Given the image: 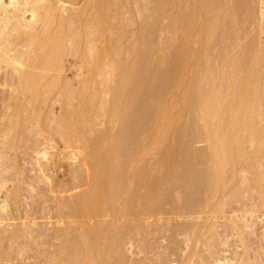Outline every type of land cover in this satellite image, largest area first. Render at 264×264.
Listing matches in <instances>:
<instances>
[{
    "label": "rangeland",
    "instance_id": "1",
    "mask_svg": "<svg viewBox=\"0 0 264 264\" xmlns=\"http://www.w3.org/2000/svg\"><path fill=\"white\" fill-rule=\"evenodd\" d=\"M62 2H65L67 5V7L66 8H69L71 11H69V9H67V10H62L61 11V14L63 13V15H64V17H65V19L67 18L68 19V17L69 18H71V19H68L69 21L71 20V22L70 23H68L67 24V22H69V21H64L66 24L65 25H62V24H60V23H56V21L53 23H51V25H50V30L52 31V35H55L57 32V30H59V29H57V25L56 24H60V25H62V26H64V27H62L64 30H63V33H62V31H60V32H58V33H60V34H64L63 36H61V38H63L62 40H63V42H62V40H61V42H62V45H64L65 44V47H64V51L65 52H61V54L60 55H63L62 53H64L65 55L63 56V58H62V56H60V59H59V61L60 62H62V64H60V62H59V65L57 66V67H59L60 65H62V66H60V70L58 69V68H56V69H58V71L59 72H57L56 73V69H54L53 71H54V73H53V75L56 73V74H58V75H60L61 76V78L62 77H64L63 79H60V80H65V78L66 79H68V81L67 80H65V81H61V84H60V82H59V80L57 79V80H55V78L54 77H52V75H51V77L54 79L53 80V82L54 83H56L55 81H58L59 82V84H58V82H57V86L54 88V92L52 91V93L50 92V89L49 88H47V86L49 85V84H47L46 83V85L47 86H45L44 84H45V82H44V84H42V81H40V83L42 84V85H44L46 88H47V90L49 89V91H47L48 93H51V95L50 94H46L43 90H42V88L44 87V86H41V84H40V87H42V88H38L37 90L40 92V89H41V92L40 93H36L35 91L33 92V94L31 93H27V96L25 97V95L26 94H24V95H20V92H19V95H18V91H17V88L19 89V81L21 80L20 78H19V76H21L20 74H19V72H18V70H14L13 68H9L10 66H7V65H5V63H4V69H2L3 68V62H2V64H0V77H1V80H0V83H2V84H0V168H1V170H0V183L1 184H3L2 186H0V187H2V188H0V208L2 207V205H3V207L4 208H7V209H9L10 210V212L6 209L5 211H4V213H3V210H4V208H3V210L1 211V209H0V223H1V220H2V218H3V220H2V224H0V264H55L56 263V261L60 258V259H62L63 258V260H64V257H65V260H66V258L68 259V257H70V256H74V252H73V250L72 251H70L69 252V247L72 245V247H73V249L75 248L73 245H76L77 243H78V241L82 238H78V235H80V234H76V232L74 231L75 229L74 228H76V227H78L79 228V226L80 227H82L83 226V224L82 225H80L81 223H83V222H79L80 224L78 225V226H75V222L78 224V220L80 221L81 220V218H83L84 216L82 215V216H79L77 213H73V216H72V211H74V209H72V211H71V207H70V203L72 204V202L74 203V201H78L79 200V198L81 197V195L83 194L82 193V191L83 192H89L90 190V188L92 189V187L90 186V184H91V182H93L92 181V179H91V176L93 177V175L92 174H94V175H96L95 173L97 172V170L95 169V171H93L94 170V168H96L95 166H93L94 164H92V162H93V159L91 160V158L93 157L91 154L92 153H90L91 152V148H90V143H92L91 141L89 142H86L85 140H87L86 138H85V136L84 135H86V134H84V135H82V134H79L81 131H80V129L78 130L77 128H74V126L75 125H77V123L76 122H74V121H77V120H75V119H77L78 118V120H79V118H82V116L80 117V115H81V111H83V109H85V107H86V105L88 106L89 104H88V102H91L92 101V97L90 96V99H88L89 98V92H90V90H89V88H91L90 86H92V82H90V77H89V75L87 74L88 73V71H86L87 69V60H83L84 58L85 59H87V57H91L92 55H94V54H92L93 52H95L97 49H99V48H102V45H103V47H105L106 45H108L109 43H111L112 42V40L113 41H115L114 42V44H118L119 45V43L121 42V44H123V45H121V46H124L125 44H126V47H127V41L129 40V42H128V46H130L131 45V47L132 48H129V47H127L126 49H130L129 51L131 52V51H133L135 48H136V50L138 49V51H139V53L137 54V56L141 53V54H143L144 53V56L143 55H141V56H143V57H145V58H147V56H149V54L152 52H150V50H153V49H158V51H159V53H160V51H161V53H162V47H164L165 46V44L168 42V43H171V42H169V41H171L172 39V35H171V32L170 31H168V29H169V26H168V22H170L169 20L167 21L165 18V20L163 19L161 22H159V20L160 19H155L154 20V18L152 17V14H151V12H153L154 13V11H155V9L158 7V6H162V2L163 1H169L168 3H171L172 2V0H103L102 2L104 3L103 5H104V7H103V12L105 11H107V13H106V19L105 20H107L106 21V23H107V25H105L106 27L108 26V28H110L109 30H108V28H106L105 29V31L106 32H104V34L106 35V33H108V35H106V40H107V43H106V40H105V35H104V38L103 37H101V35H99L100 37V39H104L105 40V42H103V40L101 41L100 39H98V40H96L95 38V36H93L94 34H96L97 32H96V29L98 30L99 28H97V26H96V24L97 23H95L97 20H100L101 18V11L100 10H97L96 8H94L95 6H96V4H97V0H61ZM87 1V3H85ZM116 1V2H115ZM119 1V2H118ZM210 1H212V0H210ZM213 1H215V0H213ZM245 1V0H244ZM255 1V0H254ZM259 1H261V0H258L257 2H255V3H259L258 5L256 4V7L257 6H261V7H258V9L257 10H260V12H262V15L261 14H257V10L256 9H252L253 10V13H256V14H254V17H255V20H253L254 19V17H253V21H255L254 23L256 24H252L251 23V25H249V26H252V28H254L253 30H255V32L254 31H252V30H250V32L251 33H253L252 34V36H256L257 38H254V37H252L254 40L255 39H258L259 41L261 40V38H262V33L264 34V32H260V24L263 22V25H264V12L262 11L263 9H264V5H263V8H262V5H261V2H259ZM264 1V0H263ZM4 2L6 3V4H9L11 1L10 0H4ZM91 2H92V4H93V2L95 3L94 5H92L91 4ZM109 2V3H108ZM88 3H90L91 5H89ZM107 3V4H106ZM137 3V4H136ZM185 3V4H184ZM189 3V2H188ZM188 3L187 2H185V0L184 1H182V5H183V8L184 9H187V7H188ZM109 4V5H108ZM138 5V6H136V5ZM264 4V3H263ZM106 5V6H105ZM122 5V6H121ZM74 6V7H73ZM114 6V7H113ZM157 6V7H156ZM161 6H160V8H161ZM168 6H170V5H167L166 7H163L162 9H165V10H163V11H165L166 13H167V10L169 11L171 8H172V6H170V7H168ZM228 6V5H227ZM81 7V8H80ZM83 7H85V8H83ZM108 9H107V8ZM136 7V8H135ZM156 7V8H155ZM137 8H138V10H137ZM155 8V9H154ZM159 8V7H158ZM167 8V9H166ZM181 8H182V6H181ZM254 8H255V4H254ZM260 8V9H259ZM76 9V10H75ZM84 9V10H83ZM96 9V10H95ZM106 9V10H105ZM110 9V10H109ZM173 10H174V12H176L178 9H176V6H175V8L173 7L172 8ZM171 9V10H172ZM262 9V10H261ZM83 10V11H82ZM90 10V11H89ZM93 10H95V11H93ZM153 10V11H152ZM170 10V11H171ZM252 10L250 11V12H252ZM69 11V12H68ZM72 11H74V12H72ZM79 11H80V13H82V14H80L79 13ZM87 11H89L88 13H87ZM94 12L93 14H91L92 12ZM97 11V12H96ZM100 11V12H99ZM255 11V12H254ZM84 12H85V14H84ZM91 12V13H90ZM99 12V13H98ZM102 12V13H103ZM104 12V13H105ZM110 14H109V13ZM140 12V13H139ZM227 12V11H226ZM74 13V14H73ZM78 13V14H77ZM138 13V14H137ZM142 13V14H141ZM221 13H225L224 11L223 12H221ZM113 14V15H112ZM119 14V15H118ZM141 14V15H140ZM252 14V13H251ZM74 17H73V16ZM80 15H83L82 17L80 16ZM93 15H94V18H92L93 17ZM139 15H140V17H139ZM151 15V16H150ZM222 15V14H221ZM247 15H250V14H248V12H247ZM253 15V14H252ZM256 15V16H255ZM261 15V16H260ZM77 16V17H76ZM81 17V20H80V17ZM90 16H92V17H90ZM142 16V17H141ZM73 17V18H72ZM77 18V20L76 19H74V18ZM86 17V18H85ZM107 17H108V19H107ZM111 17H112V19H111ZM144 17V18H143ZM149 17H152V18H149ZM250 17H251V15H250ZM257 17V18H256ZM79 18V19H78ZM84 18V19H83ZM92 19V23H93V20H94V23H93V25H94V29H92L91 27H86V26H92V23H89L90 22V20ZM97 18V20L95 21V19ZM199 18V17H198ZM198 18H197V16H196V18H195V22H197L196 20H198ZM263 18V19H262ZM66 19V20H67ZM74 21H73V20ZM86 19H88V20H86ZM104 19H101V20H104ZM76 20V21H75ZM112 20V21H111ZM153 20V21H152ZM251 20V21H252ZM86 22L87 24H84V22ZM110 21V23H108ZM140 21V22H139ZM141 21H143V23L141 22ZM156 22V21H158V22H156V23H153V22ZM167 21V22H166ZM260 21H261V23H260ZM83 22V23H82ZM98 22V21H97ZM113 22V23H112ZM150 22V23H149ZM198 22H199V20H198ZM197 22V24H199ZM248 22V21H247ZM257 22L259 23L258 25H257ZM62 23H63V21H62ZM246 23V22H245ZM249 23V22H248ZM75 24V25H74ZM77 24H80V25H77ZM91 24V25H90ZM110 26H109V25ZM137 24H139V25H137ZM170 24V23H169ZM250 24V23H249ZM0 25H2V23H0ZM42 25H43V23L41 24V22H40V24H38L37 25V27H39V28H37L36 27V29H40V31L43 33L44 32V30H43V28H44V26H43V28H42ZM56 25V26H55ZM74 25V26H73ZM85 25V26H84ZM142 25H144V26H142ZM155 25H156V27H155ZM229 26H230V24H228ZM246 25L248 26V24L246 23ZM77 26L79 27L80 26V28H77ZM82 26V27H81ZM101 26V25H100ZM104 26V25H103ZM102 26V27H103ZM114 27V29L112 28V27ZM155 28H154V27ZM249 26L248 27H246L245 26V29L248 31V28H249ZM41 27V28H40ZM61 27V26H60ZM67 27V28H66ZM93 27V26H92ZM96 27V28H95ZM141 27H142V29H141ZM144 27V28H143ZM146 27H147V29H146ZM197 27H198V25H197ZM0 28H1V26H0ZM59 28V27H58ZM68 28H69V30H68ZM84 28V29H83ZM139 28V29H138ZM256 28V29H255ZM42 29V30H41ZM49 29V28H48ZM47 29V30H48ZM54 29H56V31L54 30ZM88 30V32L89 33H91V31L93 30V32H92V34L90 35L88 32H87V30ZM91 29V31H89ZM101 29L102 28H100V30L99 31H101ZM112 29V30H111ZM118 29V30H117ZM149 29L151 30V31H149ZM249 29H251V27L249 28ZM1 30V29H0ZM50 30H48L47 32H49ZM77 30V31H76ZM85 30H86V32H85ZM95 30V31H94ZM102 30H104V29H102ZM147 30V31H146ZM152 30H153V33H152ZM40 31L39 30H37L36 31V34H37V36H41L42 34L40 33ZM46 31V30H45ZM50 31V32H51ZM53 31H55V33L53 32ZM107 31H109L110 33H112V34H110L109 32H107ZM141 31V32H140ZM145 31V32H144ZM154 31H156V32H154ZM257 31H259V32H257ZM83 32H85V33H83ZM95 32V33H94ZM148 32V33H147ZM249 32V31H248ZM250 32H249V34H250ZM39 33V34H38ZM101 33H103V32H101ZM122 33V34H121ZM140 35H139V34ZM141 33L143 34V35H141ZM151 33V34H150ZM259 33V34H258ZM12 34H13V36H12ZM11 34V36L9 37V38H11V41H13V43H12V46H10L9 47V49L12 47L14 50L16 49V50H19V51H29L30 49H31V56H32V58L34 57V59L35 58H38V59H40V55L41 54H43V56H45L44 54H47V52L45 51V50H43L44 52H46V53H41V51L39 50V46L36 44L37 42L36 41H38V39L37 40H32L30 43H29V39L27 40L26 39V37H25V35L24 34H20V33H12ZM79 34V35H78ZM89 34V35H88ZM99 34V33H98ZM120 34H121V36H120ZM125 34H126V37H125ZM259 35V37L257 36V35ZM19 35H21V36H19ZM59 34H56V36H58ZM78 35V36H77ZM87 35V36H86ZM102 35V36H103ZM122 35H123V37H125V39L122 37ZM154 35V36H153ZM261 35V36H260ZM16 36V37H15ZM39 36V37H40ZM74 36H75V38H74ZM85 36V37H84ZM98 36V35H97ZM120 36V37H119ZM143 36V37H142ZM249 36V35H248ZM42 37V36H41ZM65 37V38H64ZM71 37V38H70ZM79 39H78V38ZM93 37H94V40L95 41H93V42H91L92 40H93ZM110 37V38H109ZM117 37H118V39H117ZM122 37V38H121ZM169 37H171V38H169ZM18 38H20V39H18ZM85 38V39H84ZM86 38H87V40H86ZM89 38V39H88ZM98 38V37H97ZM121 38V39H120ZM18 39V40H17ZM21 39H24V40H22V42L20 41ZM76 39V40H75ZM123 39H124V41H123ZM133 39V40H132ZM137 39V40H136ZM203 39V38H202ZM243 39V38H242ZM247 39H250V36L247 38ZM66 40V41H65ZM69 40V42H67ZM74 40V41H73ZM81 40V41H80ZM111 40V42H109ZM121 40V41H120ZM165 40H166V42H165ZM167 40H169V41H167ZM174 40V39H173ZM201 40V39H200ZM204 40H207V39H205L204 38ZM204 40H202V41H204ZM264 40V36H263V39L261 40V41H263ZM15 41V42H14ZM17 41V42H16ZM25 41H28V42H25ZM77 41V42H76ZM84 41V42H83ZM87 41V44L86 45H88L87 47H86V45H85V42ZM98 41V42H97ZM117 41L119 42V43H117ZM130 41H131V43H130ZM137 41V42H136ZM208 41V40H207ZM230 41H231V39H230ZM19 42L21 43L20 45H19ZM23 42H25V43H23ZM65 42V43H64ZM80 42V43H79ZM100 42V43H99ZM102 42H103V44H102ZM133 42V43H132ZM135 42H136V44H137V46H138V48H137V46H135L136 44H135ZM199 42V41H198ZM201 42V41H200ZM15 43H16V45H15ZM25 44L24 46H25V48H24V46H23V44ZM33 43V44H32ZM64 43V44H63ZM67 43V44H66ZM70 43H71V45H70ZM93 45H92V44ZM167 43V44H168ZM208 42H206V41H204V43L203 44H207ZM261 43V45L262 46H260V51H261V53H263V51H264V49L262 50V47L264 46V42H263V44H262V42H260ZM26 44L28 45V44H30V45H28V48L26 47ZM112 45H114L113 44V42L111 43ZM110 44V45H111ZM132 44L135 46V48H134V46H132ZM196 45V43H193V48H194V46ZM198 44V43H197ZM209 44V43H208ZM11 45V44H10ZM18 45V46H17ZM22 45V46H21ZM31 45H36V46H34V47H32ZM82 45H84V47L82 46ZM97 45V46H96ZM117 45V46H118ZM119 45V46H120ZM202 44L200 43L199 44V46H201ZM13 46H15V47H13ZM17 46V47H16ZM29 46H31V48L29 47ZM96 46V47H95ZM114 46H116V45H114ZM116 46V47H117ZM118 46V47H119ZM167 46V45H166ZM197 47H198V45H196ZM203 46H205V45H203ZM21 47V48H20ZM24 49H23V48ZM68 47V48H67ZM76 47V48H75ZM83 47V48H82ZM85 47H86V49H85ZM95 48V49H93V48ZM125 47V46H124ZM160 47V48H159ZM11 48V49H12ZM32 48H34V49H32ZM88 48V49H87ZM93 50H92V49ZM97 48V49H96ZM121 47H119V48H117L118 50L120 49ZM142 48V49H141ZM165 48V47H164ZM199 48L202 50V48H204L205 50H206V48L205 47H198V50H199ZM74 49H76V50H74ZM78 49V50H77ZM124 49V48H123ZM124 50L125 52L127 51V50ZM160 49H162V50H160ZM83 50V51H82ZM85 50L87 51V52H85ZM118 50H116V53L113 55V56H117V57H120V56H123V57H120V58H124V57H126L127 56V58H128V56L129 55H127L128 54V51L126 52L127 54L124 56V55H122L123 53H122V49H120V50H122L120 53H122V54H120L119 53V51ZM149 50V51H148ZM194 50H196L197 51V49L195 48ZM38 51H40V52H38ZM69 51V52H68ZM82 51V52H81ZM137 51V52H138ZM154 51V50H153ZM158 51L156 50L155 51V57L156 58H153L152 59V61H157L158 62V58L160 59V55L161 54H159L158 53ZM36 52V53H35ZM129 52V53H130ZM136 52V53H137ZM157 52V53H156ZM200 52H204V50H202V51H200ZM215 51H211V53L213 54ZM11 54H12V52H10ZM41 53V54H40ZM85 54V56H84V54ZM86 53H88V55L86 54ZM131 53H133V55H134V53H135V51L134 52H131ZM130 53V54H131ZM148 55H147V54ZM154 53V52H153ZM205 53V52H204ZM203 53V54H204ZM217 53V54H216ZM118 54H120V56L118 55ZM125 54V53H124ZM147 56H146V55ZM202 54V55H203ZM215 55H218V52H215L214 53ZM213 54V55H214ZM87 55V56H86ZM132 55V56H133ZM136 55V54H135ZM134 55V56H135ZM263 55V54H262ZM42 56V57H43ZM134 56H133V58H134ZM264 56V55H263ZM116 57V59L114 58V60H117V61H119L120 59H118ZM136 57V56H135ZM127 58H124L125 60L127 59ZM131 58V57H130ZM127 59L126 61H128V62H130L131 61V59ZM145 58H143V59H145ZM149 58V57H148ZM196 59V58H195ZM194 59V60H195ZM213 59V58H212ZM62 60V61H61ZM122 60V59H121ZM125 60H124V62H125ZM132 60H136V59H132ZM199 59H197V61H198ZM197 61L195 60V61H193L192 60V62H196L197 63ZM153 62V63H154ZM191 61H190V64L192 63ZM202 62V61H201ZM85 63V64H84ZM155 64H156V62H155ZM198 64V63H197ZM192 65V64H191ZM195 64H193L192 66H194ZM85 66V67H84ZM190 66V65H189ZM197 65H195V67H196ZM199 66L201 67V65L199 64L198 65V68H199ZM13 67V66H12ZM62 67V68H61ZM195 67H190V69L189 68H187L188 70H191V71H193L194 69H195ZM262 67H264L263 65H262ZM193 68V69H192ZM196 69V70H194L193 72H195V71H198V70H200V68L199 69ZM6 69V70H5ZM11 69H13V70H10ZM19 69H22V68H20L19 67ZM24 69V68H23ZM22 69V70H23ZM27 69V68H26ZM25 69V70H26ZM31 69V68H30ZM62 69H64L63 71H62ZM147 69V68H146ZM144 70L146 73L147 72H149V69H147V70ZM262 69V70H261ZM264 68H260L259 70L260 71H264L263 70ZM29 70V69H28ZM32 70H34V73H36V71H35V68L34 69H32ZM37 70V69H36ZM31 71V70H30ZM41 70H39L38 69V73H40L41 74V72H40ZM191 71H189L188 73H187V79H190V78H192V79H190L191 80V82L193 83L195 80V76H194V79H193V76L192 77H188L189 75L188 74H193V72L191 73ZM33 72V71H32ZM50 72V71H49ZM48 72V73H49ZM52 72V71H51ZM62 72V73H61ZM117 72H120V71H117ZM116 72V74H118ZM144 72V74L145 75H150V73H151V71L149 72V73H145ZM10 73V74H9ZM13 73V74H12ZM37 73V74H38ZM44 73V72H43ZM47 73V74H48ZM60 73V74H59ZM122 73V72H121ZM200 73V71H198V74ZM45 74V73H44ZM120 74V73H119ZM195 74H197V72L195 73ZM196 75V78L199 76V75ZM262 74H264V72L262 73ZM261 74V75H262ZM11 75H13V76H11ZM16 75V76H15ZM46 75V74H45ZM49 76H50V73L48 74ZM64 75V76H63ZM144 75V76H145ZM151 75H152V73H151ZM48 76V77H49ZM118 76V75H117ZM122 76H123V74H122ZM263 76V75H262ZM14 77V78H13ZM48 77H46L47 79H48ZM55 77H57L56 75H55ZM59 77V76H58ZM116 77V75H114L113 76V81H114V78ZM17 78V79H16ZM45 78V79H46ZM50 78V77H49ZM60 78V77H59ZM90 78V79H89ZM121 78V77H120ZM148 78V77H147ZM150 78V77H149ZM14 79V80H13ZM45 79H43V81L45 80ZM46 79V80H47ZM51 79V78H50ZM50 79H48V81L50 80ZM115 79H117V78H115ZM162 79V81L160 80V79H158L159 81H157L158 82V84L160 85V88H161V93H162V91H164V89H165V85H166V88H167V84L164 82V81H166L165 79H163V78H161ZM187 79H185L187 82H188V80ZM4 80V81H3ZM45 80V81H46ZM118 80V79H117ZM117 80H115V81H117ZM119 80H121V79H119ZM164 80V81H163ZM190 80H189V82H190ZM192 80H194V81H192ZM2 81V82H1ZM16 81V82H15ZM52 81V79L50 80V82ZM112 81V79L110 80V84H109V86H110V88L112 89V86H113V83L115 82H113ZM153 81H155V80H153ZM153 81H152V84H153ZM162 83H161V82ZM185 81V84H184V88L182 87V88H180V89H182L181 91H185L186 89L185 88H187V86H190V88L192 87V88H194L195 86H194V84H195V82L192 84V85H190L189 83H187ZM6 82V83H5ZM7 82H9L8 84H7ZM66 82H68L69 83V85H68V83H66ZM156 82V81H155ZM156 82V83H157ZM167 82V81H166ZM67 84V85H64V84ZM119 83V82H118ZM120 83H121V81H120ZM165 83V85L163 86V84ZM155 84V83H154ZM156 85L155 84V87L157 86V88L159 89V85ZM186 84H187V86H186ZM189 84V85H188ZM8 85V86H7ZM64 85V86H63ZM85 85V86H84ZM120 85V84H119ZM49 86H51V85H49ZM53 86H55V84H53L51 87H53ZM63 87L62 89L60 88V87ZM65 86L67 87L66 88V90H65ZM114 86H117L116 85V83L114 84ZM114 86H113V88H114ZM194 86V87H193ZM38 87H39V85H38ZM44 87V88H45ZM85 87H86V89H85ZM87 87H89V88H87ZM117 87H119V86H117ZM162 87H164V88H162ZM80 88V89H79ZM85 89V90H87V91H85L84 93L82 92H80V90L81 91H83L82 89ZM120 88V87H119ZM176 88V87H175ZM189 88V87H188ZM187 88V89H188ZM7 89H9V90H7ZM11 89V90H10ZM12 89H13V91H12ZM59 89V91H57ZM117 89V88H116ZM178 87H177V89H174V88H171V92L170 93H173V91L172 90H175V91H178ZM183 89H185V90H183ZM20 90V89H19ZM52 90V89H51ZM70 90V91H69ZM89 90V91H88ZM102 90H103V88H102ZM189 90H191V89H189ZM12 91V92H11ZM16 91V92H15ZM42 91H43V93H44V96H43V94H42ZM61 91V92H60ZM64 91V92H63ZM77 93H76V92ZM101 91V90H100ZM99 91V93H97V100L94 98V102L96 103V107H95V105L94 106H92L93 104H95V103H93L91 106H90V109H91V107L93 108H95V109H93V113H92V116H96L94 119L95 120H93V117H92V120L93 121H96V122H94V124L95 123H97L96 125H95V127H94V132L96 133H94V135L90 132V134L91 135H93L94 136V138H93V136L91 137V135L90 134H88V137L91 139H97L96 137V135H101L100 137V140H99V142L100 143H98V145L97 146H99V144H101L100 146H99V148L101 149V147H102V149H110V147L114 144V143H116V144H114V146L115 145H117V143L119 142V145H117V149H119L117 152L118 153H116V156H117V154H118V161H119V166L118 167H121V169H122V166H126V161H129V159H127V158H130V156H132V152L135 150L134 149V147L136 148V144L135 143H138V140L140 139V138H142V139H140V140H144L145 138H146V141L147 142H145L144 141V145H145V143H146V146L148 145V141L149 140H151V139H149L150 138V134L149 135H147V136H149V137H147V136H145V134H148L147 132H148V130H149V122L150 121H152L153 120V118H152V120H150V117L152 116L153 117V113H154V110H153V108L150 106V107H148L147 105H150V104H152V103H149L150 101H148V98H147V96H145L146 98H145V100L147 101V103H149V104H146V102L143 100V103L144 104H146V106L145 107H147L144 111H143V114H142V116H144L145 118V120H144V122L146 123V120L148 121L149 120V122L146 124V126H148V127H144V124H143V126L142 127H144V128H148V130H144V129H141L140 128V126H139V129L137 128L138 127V121L140 120H143V119H140V118H143L142 116L141 117H138V115L139 114H137V116L135 117H129L130 119H131V121L130 120H128L127 118H126V121L124 122V120H122V123H125V126L126 127H124V126H121V127H123L122 129H121V127H120V125H122V123L121 124H118V123H120L121 122V118L119 119L120 120V122H118L117 123V121L116 120H118V119H116L114 122H116L115 124H114V122L112 123V121L114 120L113 118H111L112 116H109V119L110 120H112V121H110L109 119H107V117H106V115H104V113H106V111L107 110H105V112H104V108L106 107H108V110L109 109H111V107L113 106V104H116V101L118 100V102H122V101H119V99L117 98V97H119V96H116V101H115V103H113V102H111V97L109 96L110 94H106V93H104V92H100ZM174 91V94H172V96L177 100V99H179V98H181V96H182V94H183V92H181L180 90H179V92H178V94H177V92H175ZM56 92H57V95H56ZM69 92V93H68ZM73 94V95H71V93ZM74 92V93H73ZM158 92L160 93V91L158 90ZM80 93V94H79ZM87 93V94H86ZM160 93V94H161ZM165 93V92H164ZM176 93V94H175ZM42 94V95H41ZM103 94V95H102ZM163 94V93H162ZM169 94V93H168ZM167 93H166V96L164 97V98H166V97H170V98H172V99H174L173 97H171L170 95H168ZM69 95V96H68ZM76 95H77V97H76ZM84 95V96H83ZM124 95H126V94H124ZM128 95V94H127ZM165 95V94H164ZM17 96H18V98H17ZM23 96V97H22ZM38 96H40V97H38ZM109 96V97H108ZM112 96V95H111ZM113 96H115V94H113ZM263 96V95H262ZM20 97V98H19ZM30 97V98H29ZM37 97H38V99H37ZM47 97H48V99H47ZM81 97H82V100H81ZM84 97V98H83ZM100 97V98H99ZM121 97V96H120ZM127 97V96H126ZM190 97H191V95H190ZM189 97V98H190ZM26 98H29V99H26ZM43 98V99H42ZM73 98V99H72ZM113 98V97H112ZM122 98H123V100L124 99H126V98H124V96L123 97H121V100H122ZM163 98V99H164ZM193 98H195V96L193 95ZM37 99V100H36ZM115 98H113V100H114ZM144 99V98H143ZM168 99V98H167ZM262 99V98H261ZM85 100V101H84ZM87 100V101H86ZM103 103V104H107V106H105L104 105V107L102 108V107H100V109H97V104L98 105H100L101 104V102ZM112 100V101H113ZM149 100H153V99H150V97H149ZM175 100V101H176ZM190 100H193L192 98L190 99ZM263 100H264V97H263ZM111 103H110V102ZM135 101H137V104H138V102H140L139 101V98H138V100H135ZM163 101H165V102H168V101H166V99L165 100H162V102L161 103H164L165 104V102H163ZM169 101L170 102H173V100H170L169 99ZM175 101L172 103V104H175ZM197 101V100H196ZM16 104H15V103ZM37 102V103H36ZM99 102V103H98ZM169 102V105H172L171 103ZM178 102V101H177ZM190 102V101H189ZM193 102H195V101H193ZM43 103V105H41ZM46 103V104H45ZM67 103V104H66ZM87 103V104H86ZM92 103V102H91ZM197 102H195V103H193L194 105L196 104ZM264 103V102H263ZM30 104V105H29ZM52 104V105H51ZM81 104V105H80ZM84 104V105H83ZM110 104H111V106H110ZM119 104V103H118ZM117 104V107L119 106ZM122 104V103H121ZM133 104V103H132ZM136 103H134L133 105H131V106H133V107H136V106H134ZM191 104H192V102H191ZM190 104V105H191ZM198 104V103H197ZM196 104V105H197ZM20 105V106H19ZM39 105H40V107H39ZM51 105V106H50ZM68 105V106H67ZM163 105V104H162ZM168 105V103H167V106H169ZM178 106H176V104L174 105V107H173V109H175V110H171L170 108H172V106L169 108L170 110L169 111H172L173 113H171L169 116L172 118L173 117V120L174 121H171V122H173V123H175L176 122V124L175 125H177V128H176V126H174L173 124H172V126L171 127H175L174 128V130L176 131L174 134H176V135H174L173 133H172V131H174V130H171V132H170V130L168 131L169 132V134L170 133H172V134H170V136L172 135L173 137H175L174 139H176V136L178 137L179 135H181L180 137H182L185 141L187 140L186 139V136H188V135H190L189 136V139H190V137L192 136L193 137V139H194V137L195 136H193V134L195 135V133H196V137H195V139L197 138V132L198 133H200L199 132V130H196V128H198V126H196V127H194V125H199L200 126V123L198 124V122L200 121V122H202V120H200V113L199 114H197V111H192L191 110V108H193V110H195L196 108H197V106H196V108L195 107H192V106H188L189 104H187V107H186V105H185V107H186V109L187 108H190V110H191V112H194L195 114H193V115H191L190 114V111L188 110V112H185V110H182V108H180V105L179 104H177ZM26 106V107H25ZM102 106V105H101ZM165 106H166V104H165ZM181 106H183V105H181ZM5 107V108H4ZM20 107V108H19ZM60 107V108H59ZM98 107V108H99ZM114 107V106H113ZM121 107V106H120ZM176 107H177V109H176ZM184 107V106H183ZM184 107V108H185ZM23 108V109H22ZM27 108V109H26ZM33 108V109H32ZM81 108H82V110H81ZM89 108V107H88ZM149 108H150V110H149ZM152 108V109H151ZM165 108V107H164ZM167 109H168V107H166ZM195 108V109H194ZM5 109V110H4ZM19 109V110H18ZM30 109V110H29ZM40 109V110H39ZM50 109V110H49ZM53 109V110H52ZM81 111H80V110ZM167 109H165V110H167ZM198 109V108H197ZM196 109V110H197ZM24 111V114H22L23 113V111ZM32 110V111H31ZM63 110V111H62ZM98 110V111H97ZM100 110L103 112V113H101L100 112ZM153 110V111H152ZM17 111H19V112H17ZM22 111V112H21ZM36 111V112H35ZM38 111V112H37ZM80 111V112H79ZM94 111H95V114H94ZM146 111V112H145ZM151 111V112H150ZM181 111V112H180ZM183 111V112H182ZM21 112V113H20ZM31 112V113H30ZM58 112H59V114H58ZM91 112H92V109H91ZM148 112V113H147ZM3 113V114H2ZM26 113V114H25ZM78 113V114H77ZM79 113H80V115H79ZM151 113V114H150ZM175 113V114H174ZM188 113H189V115H188ZM20 114H21V116H20ZM40 114V115H39ZM99 114V115H98ZM184 115V118H183V115ZM18 115V116H17ZM25 115V116H24ZM59 115V116H58ZM64 115V116H63ZM72 115V116H71ZM79 115V117H77V116ZM151 115V116H150ZM174 115V116H173ZM194 115H198V117H199V121L198 122H196L197 120H198V117L197 118H195L194 120H196V121H194L192 118H191V116L192 117H194ZM13 116H14V118H13ZM17 116V117H16ZM58 116V117H57ZM71 116V117H70ZM155 116V115H154ZM4 117V118H3ZM23 118V119H21V118ZM39 117V118H38ZM60 117V118H59ZM63 117V118H62ZM77 117V118H76ZM105 117V118H104ZM169 117V118H170ZM2 118V119H1ZM72 118H74V119H72ZM115 118V117H114ZM116 118H119V117H116ZM171 118L169 119V120H171ZM65 119V120H64ZM69 119H70V121H69ZM138 119V120H137ZM182 119V120H181ZM188 119V120H187ZM22 120H24L23 122H22ZM64 120V121H63ZM74 120V121H73ZM118 120V121H119ZM181 120V121H180ZM185 120V121H184ZM264 120V119H263ZM262 120V122H261V120H260V122L263 124V121ZM3 121V122H2ZM36 122V124H35V122ZM66 121V122H65ZM107 121V122H106ZM128 121V122H127ZM19 122V123H18ZM62 122H65V123H68V125H69V127L71 126V128H74V130H76L75 132H74V135H73V138H72V136L70 135V134H67L69 131H68V129L67 128H65L64 127V125L62 124V126H61V124L60 123H62ZM111 123V126H110V123ZM142 122H140V125H141V123ZM179 122V123H178ZM186 122V123H185ZM189 124H188V123ZM11 123V124H10ZM76 123V124H75ZM126 123L128 124V125H126ZM13 124V125H12ZM20 124V125H19ZM39 124V125H38ZM73 124H74V126H73ZM114 124V125H113ZM150 124H151V122H150ZM262 124H261V126H262ZM60 125V126H59ZM80 124H78V126H79ZM129 125H130V127H129ZM186 125V126H185ZM26 126V127H25ZM27 126H29V127H27ZM31 126V127H30ZM58 126V127H57ZM80 126H82L83 127V125H80ZM79 126V127H80ZM133 126V127H132ZM136 126V127H135ZM193 127V128H195V129H193L192 128V131L191 130H189L191 127ZM34 127V128H33ZM61 127V128H60ZM76 127V126H75ZM113 127V128H112ZM129 129H128V128ZM188 127H190L189 129H188ZM201 127H202V123H201ZM201 127L199 128V129H201ZM262 127H264V125L262 126ZM28 128V129H27ZM40 130H39V129ZM60 128V129H59ZM62 128L64 129V130H62ZM127 128V129H126ZM133 128V129H132ZM135 128V129H134ZM30 129V130H29ZM111 129V130H110ZM121 129V130H120ZM126 129V130H125ZM132 129V130H131ZM140 129H141V131H140ZM173 129V128H172ZM182 129V130H181ZM264 129V128H263ZM38 130V131H37ZM67 132H66V131ZM77 130L78 131H80V132H77ZM97 130V131H96ZM113 130V131H112ZM124 130H125V133H124ZM133 131V130H135V131H133V132H130V131ZM138 130L141 132H138ZM184 130V131H183ZM202 130V129H201ZM41 131V132H40ZM65 131V132H64ZM88 131V130H87ZM87 131H86V133H87ZM99 131V132H98ZM106 131H108V132H106ZM137 131V132H136ZM181 131V133L179 134V132ZM187 131V132H186ZM194 131V132H193ZM196 131V132H195ZM22 132V133H21ZM38 132V133H37ZM77 132V133H76ZM135 132V133H134ZM188 132L190 133V134H188ZM263 132V131H262ZM46 133V134H45ZM66 133V134H65ZM70 133V132H69ZM82 133V132H81ZM98 133H100V134H98ZM107 133V134H106ZM129 133V134H128ZM134 133V134H133ZM137 133H138V135H137ZM144 133V136H142V134ZM184 134V137L182 136L183 134ZM264 133V132H263ZM40 134V135H39ZM118 134H120L121 135V138H119L118 137ZM133 134V135H132ZM140 134V135H139ZM168 134V135H169ZM192 134V135H191ZM90 135V136H89ZM115 135V136H114ZM119 135V136H120ZM124 135V136H123ZM131 137H130V136ZM135 135V136H134ZM136 135H137V137H136ZM153 135V134H152ZM200 136H198V141H197V139H196V141H195V139L193 140L192 139V137H191V140H192V142L194 141V144L192 145V147L194 148V150L196 149V151L197 152H199V151H203L205 148L207 149L208 147H206V144L207 143H205V141H203V138H201L202 136H201V134H199ZM42 136V137H41ZM68 136V137H67ZM71 136V137H70ZM139 136H141L140 138H139ZM169 136V137H170ZM172 136H171V138H172ZM44 137V138H43ZM66 137V138H65ZM70 137V138H69ZM86 137H87V135H86ZM129 137V138H128ZM153 137V136H152ZM151 137V138H152ZM169 137H167V138H169ZM69 140H68V139ZM112 138H114V139H112ZM123 138V139H122ZM136 140H135V139ZM144 138V139H143ZM154 138H156V136L155 137H153L152 138V140L154 139ZM162 138V137H161ZM171 138H170V140H171ZM182 138H179V139H181L179 142H183L184 140L182 139ZM188 138V137H187ZM67 139V140H66ZM98 139H99V137H98ZM110 139H112V140H110ZM117 139H119L118 141H117ZM128 139V140H127ZM133 139H134V141H133ZM149 139V140H148ZM178 139V138H177ZM249 139V141L251 140L250 138H248ZM248 139H247V141H248ZM264 139V138H263ZM77 140V141H76ZM124 140V142L122 143V141ZM139 140V141H140ZM156 140V142H158V141H160L159 140V138L158 139H155ZM163 140H166V139H162L161 141H160V145H158L157 143L155 144L154 143V146L155 145H158V146H156V147H158V148H154V150H152V147H150L152 144H153V142H151L150 141V143H151V145H148L147 147H150V148H148V150H149V152H148V150H147V152H146V150H145V152L144 153H147L146 154V160L144 159V157H145V155H144V153H143V155H144V157H143V159H144V161H145V163L144 164H146V166H149V168L147 167V170L149 171V174H150V176L152 177L153 176V178H156V180H154L153 181V178H152V180L151 181H153V183H154V187H152V189L151 190H147L146 189V187H144V185H142V184H135V193H137L139 196H143V200H144V198H146L147 197V199H148V197L149 196H151L150 198H152V200H155L156 201V203L155 204H153L152 205V214H151V216L150 215H146V216H140V214H142V213H146L147 212V207L150 205L149 204V202H147V200H146V202L148 203H146L145 202V200H144V202L141 200V202H143L144 204H147V205H145V207L144 208H142V203L140 204V201L138 202V203H135L136 202V199H135V201H133L134 203H135V206L136 205H138L137 206V208H136V210H137V212H139V213H136L135 215H134V213H131L132 215H130V216H128L127 214H129V212H127V211H125V212H122V214H119L121 211H123L122 209L123 208H125V205H123L122 204V202H121V205H119L120 203H118V201H120V198H118L119 200L118 201H116L115 203H116V205L118 204L119 205V208H118V206H116L115 204L113 205L112 204V206H115V207H112V208H116L115 209V211L113 212L112 210L111 211H109L110 212V214H109V212L107 211V213L109 214V216L106 214V211H103V213L105 214V215H107V216H103L104 214L102 213V211H101V214L98 216V214L97 215H95L94 216V214H93V218L94 219H92L90 216H92V215H89V218H87L88 217V215L86 216V218L87 219H89L87 222H89L88 223V226H92L93 227V225L94 224H96L95 225V227H93V230H95L96 228L97 229H100L101 227H103V226H101L100 224H102V225H107V223H108V227L107 226H105V228L107 227V228H109V226L111 225V224H113V223H115L116 225L118 224V225H120V226H118L117 227V229H116V231L118 232V233H120V235H121V232H122V228L123 227H125V226H127V228H128V225H131L132 227L130 228L131 229V232L130 233H128L129 234V236L131 237V239H130V237L128 236V238L130 239V240H127V241H122L123 243L125 242V245L124 244H122V242H121V240L119 241L120 243H121V245H123V247L124 248H122V246H120L122 249H124V251H122V253L123 252H125V253H123V254H125L124 255V262L125 261H127V262H125V263H123V264H171V262L170 261H172V262H174V263H172V264H184L185 263V261H188L189 259H186V260H184L188 255L186 254V253H188L189 254V256L187 257V258H189V257H191V254H192V256H195L196 254H198V255H196V257L198 256V258H194L193 260L191 259L190 261H192V262H190V263H193L194 262V264H202V262H203V260H202V262H200L201 261V255H203V257H202V259H204V258H207L206 260H207V262H206V264H223V263H221V262H218V258L219 259H221V261H224V262H226L227 260H229V261H231V264H264V195H262V194H259V192L260 191H263V188H261L262 190H260V187L264 184V158L262 157V153H263V149H264V147H262L263 149V151L260 149V145H261V141L259 140V143H260V145L258 146L259 147V149L261 150V154H257V151L256 152H254V153H256V155L259 157L260 155H261V158L258 160V162H260V163H258L256 160V162H257V164H256V167L257 168H259L258 170H256L257 168L254 166L255 164H253V167H255V171H258V173L257 172H254V168H253V170H251V165H252V160H254L255 158H253L254 156L256 157V155L254 154V156H251V154H250V152H252L253 150L255 151V149H251L250 150V152L248 153V154H250V156L252 157V160H251V157L250 156H247L248 158H247V160L246 161H243V162H239V163H245V162H247L248 160H249V162H247V165H248V163H249V167H246V168H244L245 166H244V164H243V168L239 165V163L238 164H236L235 162V164L236 165H238L237 167L238 168H240V170L241 169H243L244 171H246L245 169H250V171L251 172H253V174L254 173H256V176H257V174L259 175L260 174V177L259 178H262V180H260V181H262L260 184H259V188L256 186V184H258V181H257V178H258V176L256 177V181L255 182H253V180H255V174L253 175V177H252V173L251 172H249V173H251V176L249 175V173H248V171L247 172H243V170H241L243 173H242V175L240 176V178H238L237 176H235V175H240L239 174V172L238 171H235L234 172V174H233V168L235 169V168H237L236 166H235V164H233L234 166H231L232 164H230L229 166L230 167H227V169H225L224 171H226V170H230L232 167V173L231 172H228L229 174H230V176L231 175H233V179L235 180V178H234V176L236 177V182H235V184H234V182H232L231 183V180H232V178H228V177H230L229 176V174H227L226 172H224V175H223V178L222 179H230V180H227V181H225V179L223 180V183L225 184V185H223L224 187H225V189H226V187L228 188V186H229V190L231 191V189H232V198H231V196H230V198H227V197H229L228 196V194L226 193V195L227 196H224L223 195V193H225V189H224V187L223 188H220V189H222L221 191L223 192H221L222 194H220V193H218L219 194V196L221 195V198L223 197V198H225L226 197V199H225V201L227 202V205H226V207H225V210L224 209H222L221 207L223 206L224 207V203L222 204V205H220V203H217L219 200H220V202L222 203L224 200H221V198H219L218 199V201L216 202V200H215V202L217 203V204H219V209H220V211H221V215H219V213L220 212H217V214H215L214 212H216V211H218V210H216V211H214L215 210V208L213 207L212 209L213 210H208V211H210V212H204V211H202V212H204V213H210L209 214V216L207 215L206 216V214H203V213H201L202 215H203V218H202V215L200 214L199 215V213L197 214L195 211H196V208H197V211H199L200 210V207L201 206H199V209H198V205H202L203 204V202L201 203H199V201H202V192H203V190H201L200 188L202 187V189H203V185L204 184H201L202 182L203 183H205L204 181H206V179H207V175H206V172L205 171H208V166H210L211 167V163H210V160L209 159H207V161H205V163H201V162H204L203 160H205V159H201V158H197L196 160H193V162L192 163H196V165H195V163H194V165L193 166H191L190 167V165L189 164H187V165H189V166H187L186 165V162H187V160H185L184 161V159H183V162L184 163H182V160H181V155H180V151H178V148H182V150L183 149H185L184 151L186 152V151H190V150H188L187 149V147L188 146H184L185 144V142H183V146L184 147H182V146H180L179 147V144L180 145H182L181 143H177L178 142V140H176V144H178V146L176 147V148H174V150H172L174 153L176 152V151H178V152H176V154L178 155V156H180V157H178L179 159L177 160V158L175 159V158H172L173 160H168L167 161V158L170 156V157H172L171 155H168V157L166 158V159H164L163 158V156L166 154H164L163 152H165V150L164 149H166L167 147H171L172 149H173V147L172 146H169V143H170V145L172 144V142L174 141L173 140V138H172V140L173 141H171V142H166V143H168V146H166L167 144L166 143H163L164 141ZM169 140V139H168ZM167 140V141H168ZM169 140V141H170ZM262 140V139H261ZM72 141V142H71ZM76 141V142H75ZM112 141V142H111ZM115 141V142H114ZM189 141V140H188ZM258 141V140H257ZM110 142V143H109ZM187 142V141H186ZM203 142V143H202ZM251 142V141H250ZM249 142V143H250ZM263 143H264V141H262ZM107 143H108V145H107ZM191 143V141L189 142V144ZM247 144H248V142H246ZM246 143H245V146H246ZM255 143H257V142H255ZM71 144V145H70ZM89 144V145H88ZM122 145V148H121V145ZM176 144L175 143H173L172 145H175L176 146ZM186 144H188V143H186ZM135 145V146H134ZM252 145H253V148H254V145H256V144H253L252 143ZM263 146H264V144H262ZM50 146V147H49ZM93 146H94V144H93ZM105 148H104V147ZM118 146H120V148L118 147ZM126 146V147H125ZM131 146H133L132 148H131ZM146 146H145V148L144 149H147L146 148ZM153 146V145H152ZM190 146V145H189ZM109 147V148H108ZM128 147V149H126ZM161 147V148H160ZM191 147V146H190ZM250 147H252L251 145L249 146V148H248V146L247 147H245L246 149L248 148V149H250ZM258 147L256 146L255 148H257L256 150H258ZM93 148H95V147H93ZM67 149V150H66ZM112 149V148H111ZM133 150L132 152H131V150ZM191 150H193L192 148H190ZM205 149V150H206ZM125 150V151H124ZM128 150L130 151V153L128 152ZM164 150V151H163ZM179 150H181V149H179ZM3 151V152H2ZM68 151V152H67ZM171 151V150H170ZM170 151H168V149L166 150V152H170ZM246 151H249V150H246ZM185 152H183L182 154H184L185 155ZM2 153V154H1ZM63 153V154H62ZM71 153V155H69ZM123 153V154H122ZM172 153V152H171ZM179 153V154H178ZM120 154V155H119ZM127 154V155H126ZM168 154V153H167ZM167 154L165 155V156H167ZM170 154V153H169ZM175 154V155H176ZM189 154V153H188ZM188 154H187V152H186V156H187V159H188ZM49 155V156H48ZM67 155V156H66ZM74 155V156H73ZM76 155V156H75ZM112 155H114V154H112ZM124 155H126L125 156V158H124ZM163 155V156H162ZM176 155V156H177ZM263 155H264V153H263ZM111 156V155H110ZM115 156V157H116ZM119 156H120V158H119ZM121 156L123 157V158H121ZM176 156H174V157H176ZM4 157H6V158H4ZM91 157V158H90ZM114 157V156H113ZM112 157V158H113ZM114 157V158H115ZM182 157H183V155H182ZM258 157H257V159H258ZM2 158V159H1ZM48 158V159H47ZM262 158H263V160H262ZM5 159V160H4ZM76 159V160H75ZM79 159V160H78ZM116 159H117V157H116ZM122 159H124L123 161H122ZM127 159V160H126ZM159 159H161V160H159ZM168 159H171V158H168ZM185 159H186V157H185ZM199 159H201L202 161H200ZM245 159V158H244ZM244 159H242V160H244ZM40 160V161H39ZM126 160V161H125ZM163 160V161H162ZM164 160H166L170 165H172V168H169V167H171L170 165L168 166V163L166 164L165 162L166 161H164ZM177 160V161H176ZM179 160H181V161H179ZM191 160V159H190ZM262 160V161H261ZM39 161V162H38ZM47 161V162H46ZM76 161V162H75ZM79 161V162H78ZM159 161V162H158ZM162 163H161V162ZM175 161V162H174ZM197 161V162H196ZM200 163H199V162ZM255 161H253V163H256ZM122 162V163H121ZM178 162V163H177ZM210 163V164H206V163ZM238 162V161H237ZM39 163H40V166H39ZM94 163V162H93ZM166 165H165V164ZM176 163V164H175ZM261 163H263V164H261ZM127 164H128V162H127ZM155 164H156V166H155ZM160 166H159V165ZM163 164V165H162ZM246 164V163H245ZM261 164V165H260ZM158 165V166H157ZM208 165V166H207ZM246 165V166H247ZM165 166V167H164ZM123 167V168H124ZM128 167V166H127ZM208 167V168H207ZM42 168V169H41ZM157 168V169H156ZM167 168V169H166ZM212 168H213V164H212ZM119 170H120V168H118ZM127 169V168H126ZM164 169V170H163ZM169 169H171V170H169ZM173 169V170H172ZM209 169H211V168H209ZM262 170V171H261ZM45 171V172H44ZM72 172V174H71V172ZM92 171H93V173H92ZM156 171V172H155ZM178 171V172H177ZM231 171V170H230ZM95 172V173H94ZM236 172H238V173H236ZM154 173V174H153ZM245 173L247 174L248 173V175H245ZM46 174H47V176H46ZM173 174H175V175H173ZM194 174V175H193ZM226 174V175H225ZM53 175V176H52ZM72 175V176H71ZM179 175V176H178ZM185 175V176H184ZM193 175V176H192ZM243 175H245V177L243 176ZM261 175H263V176H261ZM44 176V177H43ZM76 176V177H75ZM169 176V177H168ZM201 176V177H200ZM228 176V177H227ZM43 177V178H42ZM50 178V179H48V178ZM79 177V178H78ZM95 177V176H94ZM150 177V178H151ZM188 177H191L192 178V180L193 181H191V179L189 178L188 179ZM195 177V178H194ZM227 177V178H226ZM47 178V179H46ZM88 178H89V180H88ZM202 178H203V180H202ZM252 178V179H251ZM254 178V179H253ZM91 179V180H90ZM96 178H94V180H95ZM195 179H197V180H195ZM199 179V180H198ZM240 179L241 181H243L244 182V184H243V182H242V184H240L239 185V182L237 183V181ZM243 179V180H242ZM234 180H232V181H234ZM245 180H247V181H245ZM250 180H252V181H250ZM75 181V182H74ZM82 181V182H81ZM88 181H90V182H88ZM96 181V180H95ZM95 181H94V183H95ZM183 181H185V183L188 181V183L187 184H185ZM240 181V182H241ZM249 181V182H248ZM86 182V183H85ZM157 182V183H156ZM182 182V183H181ZM195 182V183H194ZM199 182V183H198ZM257 182V183H256ZM62 183V184H61ZM175 183H177V184H175ZM181 184V187L179 186L180 184ZM190 183H192L191 185H190ZM236 183H237V188H238V190H236V189H233L234 188V186H233V184L236 186ZM249 183V184H248ZM252 183H255L254 185L252 184ZM6 184V185H5ZM60 184V185H59ZM81 184V185H80ZM126 184H127V186H126ZM125 184V186H121L120 188H119V190L120 191H122V192H119V194L120 193H122V195L120 194L118 197H120L121 196V199L122 198H124V199H122L123 200V203H130V200L133 198L132 196V192H130L129 191V193L127 192L128 191V189H130V188H128V183H126ZM182 184L184 185H190L191 186V189L193 190H189V189H187L186 188V186L185 187H183L182 186ZM193 184H194V186H193ZM75 185V186H74ZM89 185V186H88ZM91 185H93V184H91ZM175 185H176V187H175ZM244 185V186H243ZM254 187H253V186ZM88 186V187H87ZM201 186V187H200ZM232 186V188L230 189V187ZM64 187H66V188H64ZM78 187H80V188H78ZM90 187V188H89ZM133 187V186H132ZM175 187V188H174ZM262 187H264V186H262ZM59 188V189H58ZM86 188V189H85ZM89 188V189H88ZM182 189L181 190V192H179L180 190H178V189ZM183 188H186V189H183ZM252 188V189H251ZM255 188H258L257 189V191L258 192H256V190H253V189H255ZM2 189V190H1ZM75 189V190H74ZM82 189V190H81ZM83 189H85V190H83ZM127 189V190H126ZM132 190L134 189V188H131ZM174 189H176V192H175V190ZM66 190V191H65ZM81 191V192H79V191ZM185 190L188 192V191H190V193L189 194H191L192 195V193H194L197 197H195V195L193 194L192 195V197H191V195H190V198L188 197V195H186L187 193L185 192ZM196 190V191H195ZM229 190H227L226 189V192L228 191V193H231V192H229ZM4 191V192H3ZM13 191H15V192H13ZM64 191V192H63ZM71 191V192H70ZM76 191H77V195H76ZM124 191H126V192H124ZM15 194V198L13 197L14 195H13V193ZM177 192H179V193H177ZM220 192V191H219ZM241 192H242V194H241ZM10 193H12V196H11V194ZM80 193H81V195H80ZM125 193V194H124ZM130 193H131V196H130ZM134 193V194H135ZM177 193V194H176ZM181 193V195L183 194V196L182 197H179L180 194ZM186 193V194H185ZM234 193V194H233ZM260 193H264V192H260ZM74 194V195H73ZM85 195H86V193H84ZM67 195V196H66ZM72 195V196H71ZM107 195V194H106ZM105 195V196H106ZM125 195V196H124ZM127 195V196H126ZM149 195V196H148ZM179 195V196H178ZM198 195H200V197L198 196ZM238 195V196H237ZM6 196V197H5ZM8 196V197H7ZM62 196V197H61ZM75 196V197H74ZM80 196V197H79ZM108 196V195H107ZM106 196V200L103 198V201H104V203H108V198L109 197H107ZM142 196H141V198H142ZM263 196V197H262ZM70 197V198H69ZM79 197V198H78ZM188 197V198H187ZM7 198V199H6ZM70 200H69V199ZM177 199V200H179L180 198H183L182 200H181V204L182 203H184L183 205L185 206V205H189V207H191L190 205H192V202H193V205H192V207H194V209L192 210L194 213H196V215H193V212H191V210H190V212L187 210V212L186 213H183V214H187L188 212V214L189 215H184L183 216V218L181 219V216H177L176 215V213H175V215L177 216H175L174 215V212H176V210L174 211L173 209L175 208V206H173V204L174 205H176V206H178L177 204L178 203H180V201H176V200H174V199ZM111 200H112V198H110ZM127 199H128V201H127ZM199 199V200H198ZM201 199V200H200ZM9 200V201H8ZM113 200H114V198H113ZM151 200V199H150ZM173 200V201H172ZM188 200H189V203H191V204H186V202H188ZM236 200V201H235ZM5 201V202H4ZM102 201V202H103ZM194 201H195V203H194ZM238 201V202H237ZM6 202L8 203L7 204V206H6ZM110 202H112V201H110ZM132 202V201H131ZM175 202H178L177 204H175ZM215 202H213V204H216ZM226 202H225V204H226ZM5 203V204H4ZM106 203V204H107ZM105 204V205H106ZM133 204V203H132ZM181 204H179V205H181ZM195 204H196V206L197 207H195ZM216 204V206H218ZM108 205V204H107ZM123 205V206H122ZM127 205V204H126ZM183 205H181V206H183ZM252 205V206H251ZM6 206V207H5ZM120 206H122L123 208H121ZM144 206V205H143ZM215 206V205H214ZM61 207V208H60ZM70 207V208H69ZM174 207V208H173ZM187 208H188V206H186ZM12 208V209H11ZM108 209L110 210L111 209V207L109 206L108 207ZM118 209V211H116ZM176 209V208H175ZM202 209V208H201ZM216 209H218V208H216ZM252 209V210H251ZM186 210V209H185ZM184 210V211H185ZM223 210H224V214H223ZM234 210V211H233ZM259 210V211H258ZM8 211V212H7ZM173 211V212H172ZM111 212L112 213H116V212H119L118 214L116 213L115 215H113V217H112V215H111ZM183 212V211H182ZM199 212H201V211H199ZM123 213H127V214H123ZM173 213V214H172ZM212 213H214L215 215H212ZM252 213V214H251ZM74 214H77V215H75L74 216ZM139 214V215H138ZM233 214V215H232ZM102 215V216H101ZM123 215H124V217H123ZM134 215V216H133ZM140 216L139 218H137L138 216ZM191 215H193V216H191ZM216 215H219V216H216ZM244 215V216H243ZM97 216V218L95 219V217ZM101 216V217H100ZM115 216H118V217H116V219L118 220H120V218H121V220H120V223L121 222H125V223H127L126 225H125V223L123 224V226H121L122 224H120L119 223V221H117V222H114V220H115ZM126 216H128V217H126ZM191 216V217H190ZM211 216V217H210ZM212 216H215L217 219L215 220V218L213 219V217ZM231 216V217H230ZM52 217V218H51ZM74 217H76V219L74 218ZM77 217H79V219L77 220ZM110 217H112V218H114L113 219V221H112V223H109V221L111 220V218ZM144 217V218H143ZM198 217V218H197ZM206 217V218H205ZM228 217V218H227ZM253 217V218H252ZM85 218V219H86ZM90 218L92 219V223H94L93 225H91L92 223H91V220H90ZM99 218V219H98ZM140 218H142V219H140ZM212 218V219H211ZM6 219V220H5ZM84 219V218H83ZM86 219V220H87ZM139 219H140V221L142 222V227H141V229L140 230H138V227H137V225L136 224H139V226H140V221H139ZM205 219V220H204ZM207 219V220H206ZM209 219V220H208ZM98 220V221H97ZM103 220V221H102ZM203 220H204V222H203ZM240 220V221H239ZM73 221H74V223H73ZM81 221H83V220H81ZM116 221V220H115ZM145 221V222H144ZM191 221V222H190ZM205 221L207 222V223H205ZM209 221V222H208ZM213 223H212V222ZM215 221V222H214ZM246 221V222H245ZM59 222V223H58ZM62 222V223H61ZM84 222H85V220H84ZM87 222H85V223H87ZM98 222H99V224H98ZM111 222V221H110ZM185 222H187V225L189 224L190 226H187L186 225V223ZM198 223V222H201V226L200 225H198L197 224V227L195 226L196 224H193V223ZM238 222V223H237ZM251 224H250V223ZM57 223H58V225H57ZM70 223V224H69ZM182 225H181V224ZM183 223H184V225H183ZM237 223V224H236ZM239 223H240V226H239ZM244 223V224H243ZM246 223V224H245ZM31 224V225H30ZM99 226H101L100 228L99 227H97L98 225ZM110 224V225H109ZM133 224H134V226H133ZM193 224V225H192ZM242 224V225H241ZM55 225V226H54ZM64 225V226H63ZM69 225V229L71 228V227H74L73 229V231H74V233H72L71 234V232H72V228H71V232H68V231H70L69 229H68V226ZM74 225V226H73ZM85 226L87 225V224H84ZM125 225V226H124ZM235 225H237L238 227H236ZM27 226H29V227H27ZM30 226H32V227H30ZM56 226H60L59 228L62 230V231H60L59 229H57V227ZM65 226L67 227L66 229L68 230H64V233L65 234H67V237L65 236V234L63 233V229H62V227H64L65 228ZM87 226V227H88ZM186 226V227H185ZM194 226V227H193ZM200 226V228H201V230H200V228L198 229V227ZM247 228H245V227ZM25 227V228H24ZM50 227V228H49ZM84 227V226H83ZM91 227V228H92ZM111 228L110 229H108V231L109 230H111V232H113L114 230H113V228H116V227H112V226H110ZM119 227H122V228H119ZM130 227V226H129ZM183 227H184V229H183ZM189 227H192V229L191 230H193L195 227H196V230H199V231H197V232H199V234H198V237H196V236H191L190 237V235H192L193 233L190 231V229H189ZM9 228V229H8ZM91 228H88V229H90V230H88L86 227H84V229H87L88 230V232H89V234L86 232H84L85 233V235L87 236V234L90 236V235H92L93 236V233L95 232H93L92 231V229ZM104 228V227H103ZM105 228H104V231H102V230H100L101 232H102V234L99 232V230H97L95 233H94V237H92V238H95L96 236V233H99L100 235H102V236H104V237H101L99 234V236H100V239H102V238H105V233H106V236H107V234H108V239H107V237H106V239L109 241V237H111L112 235H114V232H113V234H110L111 236H109V233H111L110 231H109V233L108 232H105V231H107V228H106V230H105ZM127 228L125 227L124 228V233H125V235L127 234V232H125L126 230H127ZM207 228V229H206ZM238 228V229H237ZM241 228V229H240ZM244 228H245V230H244ZM2 229V230H1ZM56 229H57V231H56ZM118 229H120L121 230V232H119V230ZM126 229V230H125ZM145 229H146V231H145ZM185 231V229H186V232H188V231H190L188 234L187 233H185L183 230ZM239 229H240V231H239ZM8 230V231H7ZM77 231H78V229H76ZM80 230V229H79ZM128 230H129V228H128ZM134 230V231H133ZM196 230H193L194 232L196 231ZM233 230H234V232H233ZM2 231V232H1ZM25 231V232H24ZM55 231L57 232V233H55ZM59 231H60V233H59ZM81 231V230H80ZM136 231V232H135ZM138 231V232H137ZM144 231V232H143ZM241 231H244L243 233L241 232ZM12 232H14V233H12ZM68 232V233H67ZM117 232H116V235H117ZM134 232V233H133ZM183 232H184V234H183ZM197 232H195V233H197ZM239 232H241L244 236H243V239H244V241H245V243H243V241H241V239H240V237H239V235H238V233ZM16 233H17V235H16ZM51 233V234H50ZM70 233V235H68ZM77 233H79V232H77ZM83 232H81V234H82ZM83 233V234H84ZM123 232H122V235L124 234ZM194 233V234H195ZM12 234H14V235H16V236H12ZM56 234V235H55ZM57 234H63L64 236H58ZM104 234V235H103ZM127 234V235H128ZM11 235V236H10ZM97 235V236H98ZM121 235V236H122ZM125 235H123V236H125ZM126 235V236H127ZM196 235V234H195ZM59 238H58V237ZM69 236V237H68ZM81 236H83V238H85V236L84 235H81ZM99 236H98V238H99ZM119 236V235H118ZM118 236H116V237H118ZM121 237L122 238V240L123 239H125L124 237ZM226 236V237H225ZM235 236V237H234ZM1 237H2V239H1ZM11 237H15L14 239L13 238H11ZM54 237V238H53ZM61 237V238H60ZM63 237H65L66 239H64ZM113 237V236H112ZM116 237L114 236V238L116 239ZM193 237L195 238H200V237H202V239L200 238V240H201V242H198V241H196V239H193ZM212 237V238H211ZM230 237V238H229ZM63 238V239H62ZM75 239V241L77 242H75L74 241V239ZM82 238V239H83ZM119 238V237H118ZM117 238V239H118ZM127 238V239H128ZM187 238V239H186ZM61 239H62V241L63 240H66L67 242L66 243H64V241L62 242L61 241ZM78 241H77V240ZM81 239V240H82ZM114 239V240H115ZM116 239V240H117ZM215 239V240H214ZM199 240V239H198ZM17 241V242H16ZM55 241V242H54ZM111 241H112V239H111ZM118 241V240H117ZM129 241V242H128ZM186 241V242H185ZM199 243V244H197L198 245V247H196V249H197V252H196V250H194L195 248V245H196V243ZM59 242H61V243H59ZM70 242H71V245H70ZM126 242H127V244H126ZM132 242H133V244H132ZM192 242H194V243H192ZM208 242V244H209V246L210 247H208L207 248V246H208V244H207V246H206V243ZM32 243V244H31ZM58 243V244H57ZM76 243V244H75ZM188 243V244H187ZM221 243V244H220ZM224 243V244H223ZM62 244H65L66 246L64 247V248H66V249H68L67 251L68 252H66V250H65V252H66V254H65V252H64V249H63V251H62V253H59V246L61 247L62 246ZM69 244V246L67 247V245ZM132 244V245H131ZM193 244V245H192ZM14 245V246H13ZM29 245V246H28ZM53 245V246H52ZM57 245V246H56ZM196 245V246H197ZM205 245V246H204ZM226 245V246H225ZM118 246H119V243H118ZM147 246V247H146ZM189 246V247H188ZM19 247V248H18ZM72 247H70V250H71V248ZM120 247H119V250H120ZM188 247V248H187ZM201 247H203V248H201ZM25 248H26V250H25ZM31 249V250H30ZM61 249V248H60ZM75 249H77V248H75ZM226 249V250H225ZM23 250V251H22ZM25 250V251H24ZM62 250V249H61ZM191 250V251H190ZM20 251V252H19ZM193 251H195V254L194 253H192ZM199 251V252H198ZM205 251V252H204ZM227 251V252H226ZM229 251V252H228ZM55 252V253H54ZM72 252V253H71ZM182 252H183V254H182ZM218 252V253H217ZM24 253V254H23ZM56 253H59L60 255H58V254H56ZM68 253H71V254H68ZM23 254V255H22ZM194 254V255H193ZM206 254V255H205ZM248 254V255H247ZM57 255V256H56ZM68 256V257H66V256ZM127 255V256H126ZM16 256V257H15ZM126 256V257H125ZM186 256V257H185ZM219 256V257H218ZM30 257V258H29ZM50 257V258H49ZM53 257H55V258H53ZM58 257V258H57ZM200 257V258H199ZM222 257V258H221ZM227 257H229L230 259H227ZM15 258V259H14ZM73 258V257H72ZM130 258V259H129ZM184 258V259H183ZM226 260H225V259ZM21 259V260H20ZM28 259V260H27ZM75 259V257L72 259V260H74ZM182 259V260H181ZM200 259V260H199ZM214 259H216L215 261H214ZM223 259V260H222ZM245 259V260H244ZM11 260V261H10ZM49 260V261H48ZM52 260H56V261H52ZM71 260V261H72ZM180 260V261H179ZM183 260H184V262H183ZM205 260V259H204ZM205 260V261H206ZM8 261V262H7ZM30 261V262H29ZM60 261V260H59ZM68 262H70V258H69V260H67ZM75 261H76V259H75ZM75 261H73V262H75ZM197 261V262H196ZM220 261V260H219ZM233 261V262H232ZM24 262V263H23ZM48 262V263H47ZM66 262V261H65ZM64 262V263H65ZM72 262V263H73ZM189 262H187V263H185V264H190ZM60 263V262H59ZM58 263V264H59ZM63 263V264H64ZM71 263V262H70ZM71 263V264H72ZM74 264V263H73ZM205 264V263H204Z\"/></svg>",
    "mask_w": 264,
    "mask_h": 264
},
{
    "label": "bare ground",
    "instance_id": "2",
    "mask_svg": "<svg viewBox=\"0 0 264 264\" xmlns=\"http://www.w3.org/2000/svg\"><path fill=\"white\" fill-rule=\"evenodd\" d=\"M11 2L9 3V4H6L5 2H4V0H0V23H2V25H0L1 26V30H0V64H2V62H3V68L2 69H4V63H5V65H7V66H10L9 68H13L15 71L16 70H18V72H19V74L21 75V76H19V78L21 79L18 83H19V89L17 88V91H18V95H19V92H20V95L22 94V95H24V94H26L25 95V97L27 96V93H32L33 94V92L35 91L36 93H40L41 92V89H40V92L37 90L38 88H42V87H40V81H42V84H44V82H45V86H47L46 85V83L47 84H49V85H53V84H55V86H53V87H51V86H47V88H49L50 89V92L52 93V91L54 92V88L59 84V82H60V84H61V81L63 82V81H65V80H67L68 81V79H66L65 78V80H60V79H63L64 77H62L61 78V76L60 75H58V74H56L57 72H59L58 71V69L60 70V66H62V65H60L59 67H57L58 65H59V59H60V56H62V58H63V56L65 55L64 53H62L63 55H60L61 54V52L63 51V52H65L64 51V47H65V42L63 43L64 45H62V42H63V38H61V36H63L62 34H60L61 32L60 31H62V33H63V28L62 27H64V26H62V25H65L66 23V21H69L68 19H71V18H69L68 17V19L66 20L65 19V17H64V15H63V13L61 14V11L63 10H67V9H69V8H66L67 6V4L65 3V2H62L61 0H10ZM98 2H97V4H96V6L94 7V8H96L97 10H100L101 11V19H106V13H107V11L104 13L103 12V7H104V3L102 2L103 0H97ZM158 1V0H157ZM182 1H184V0H172V2L171 3H168L169 1H163L162 2V6H161V8H160V6H156L154 9H155V11H154V13L153 12H151V14H152V17L154 18V20L155 19H160L159 20V22H161L164 18L168 21H170V22H168V26H169V29H168V31H170L171 32V35L173 36L172 38L171 37H169V38H171L172 40L171 41H169V40H167V41H169V42H171V43H166L165 44V48L164 47H162V49H160V50H162V53H161V51H160V53H159V51H158V49L156 48V49H153V50H150V54H149V56H147L146 54V56H147V58H145V57H143L144 56V53L143 54H139L138 56H137V54L139 53V51H138V49L136 50V48H135V46H137V44H136V42H135V46L132 44V46H134V50L133 51H131V52H134L135 51V53H134V55L136 56H134L133 55V53H131L128 49H126L127 47H129V48H132L131 47V45L130 46H128L129 44H128V42H129V40L127 41V47H126V44L124 45V46H121V45H123V44H121V42L119 43L118 41H117V43H119V45L118 44H114V42L115 41H113L112 40V42H113V44L114 45H118L119 47H121L120 49H122V50H118L117 48H119L118 46L116 47V46H114V45H112L111 43V40L109 41V42H111V43H109L108 45H106L105 47H103V45H102V48H99V49H97L95 52H93L92 54H94V55H92L91 57H87V59H83V60H87V70L86 71H88V75H89V77L91 78H89L90 79V82H92V86H90L91 88H89V87H87V88H89V90H90V94L88 95L89 96V98L88 99H90V96L92 97V103L91 102H88V106L86 105V107H85V109H83V111H81L82 110V108H81V115H80V113H79V115H80V117L82 116V118H79V120H78V118L77 117H79V115L76 117L77 119H75V120H77V121H74V122H76L77 123V125H75L74 126V124H73V126H74V128H77L78 130L80 129V131L82 132H80V131H78L77 130V132H80L79 134H82V135H84V134H86L87 135V137H86V135H84L85 136V138L87 139V140H85L86 142H92V143H90V148H91V152L90 153H92L91 155L93 156L92 158H91V160L93 159V162H92V164H94L93 166H95L96 168H94V170L93 171H95V169L97 170V172L95 173L96 175H94V174H92L93 175V177L91 176V179H92V181L93 182H91V184H93V185H91L90 184V186L92 187V189L90 188H88L90 191L89 192H83L82 191V195H81V193H80V195H81V197L79 198V200L78 201H74V203L72 202V204L70 203V209H71V211H72V209H74V211H72V216H73V213H77L79 216H84L83 218H81V220H83V221H79L78 219H79V217H77V222H78V224L75 222V226H78L81 222H83V223H81L80 225H82L83 224V226L84 227H86L87 229L88 228H91L90 226H88V223L90 222H87L89 219H87V218H89V215H92V216H90L92 219H94L93 218V214H94V216L95 215H97L98 214V216L101 214V211H102V213H103V211H106V214L109 216V214H110V212L109 211H115V209L114 208H112V207H115V206H112V204L114 205H116V201H118L119 199L118 198H120V201H118V203H120L119 205H121V202H122V204L123 205H125V208H123L122 206H120L121 208H123L122 210L123 211H121L120 213L119 212H116L117 214L119 213V214H122V212H125V211H127V212H129V214H127V213H123L124 215L125 214H127L128 216H130V215H132L131 213H134V215L136 214V213H139V212H137V210H136V208H137V206L138 205H136L135 206V203H138L139 201H140V204L142 203V208H144L145 207V205H147L148 203L147 202H149V206L147 207V212L146 213H142V214H140V216H146V215H150L151 216V214H152V212L154 211H152V205L153 204H155L156 203V201L155 200H152V198H150L151 196H149L148 197V199H147V197L146 198H144V200H145V202H146V200H147V204H144L143 202H144V200H143V196H142V198H141V196H139L137 193H135V184H142V185H144V187H146V189L147 190H151L152 189V187H154L153 185H154V183H153V181L154 180H156V178H153V176L151 177L150 176V174H149V171L147 170V167L149 168V166H146V164H144L145 163V161H144V159L146 158V154L147 153H144L145 152V150H146V152H147V150H148V148H150V147H152V150H154V148L156 147V146H158V145H160V141L162 140V139H166V140H163L164 142L163 143H166V142H171V141H173L172 142V144L173 143H175L176 144V140H178V142L177 143H181L182 145H180L179 144V147L180 146H182V147H186V146H188L187 147V149L188 150H190L189 152L188 151H186L187 152V154H188V159H187V156H186V152L184 151L185 149H183L182 150V148L180 147V148H178V151H180L181 153H180V155H181V160H182V163H184L183 162V159H184V161L185 160H187V162H186V165L187 164H189L190 165V167L191 166H193L194 165V163H192L193 162V160H196L197 158H203V159H205V160H203L204 162H201V163H205V161H207V159H209L210 160V163H211V167L210 166H208L209 168H211V169H209L208 167V171H205L206 172V177H207V179H206V181H204L205 183H201V184H204L203 185V189H202V187L200 188L201 190H203V192H202V201H199V203L201 202H203V204L201 205H198V209H199V206H201L200 207V210L199 211H201V212H199V211H197V208H196V213L198 214L199 213V215L201 214V213H203V214H206V216L208 215L209 216V214L211 213L210 211H208V210H213L212 208L214 207L215 208V210L214 211H216V210H218V211H216V212H214L215 214H217V212H220L219 213V215H221L222 213H221V211H220V207H219V204H217V203H220V205H222L223 203H224V207L222 206L221 208L222 209H224L225 210V207H226V205H227V202L225 201V199H226V197L225 198H221V195L219 196V194L218 193H220V194H222L223 192L221 191L222 189H220V188H223L224 186L223 185H225L224 183H223V180L225 179H222L223 178V175H224V172H226L227 174H229L228 172H231L232 173V168L228 171V170H226V171H224L225 169H227V167H230L229 165L230 164H232L231 166H234L233 164H238L239 162H243V161H246L247 160V156H250V154H251V156H254V154L256 155V153H254V152H256L257 151V154L259 153V154H261L262 152H261V150L263 149L262 147H264L262 144H264L262 141H264V127H262L263 125H264V122H263V124L261 123L262 122V120L264 119V100H263V97H264V74H262L263 72L262 71H260L259 69L260 68H264V67H262V65L264 66V51H263V53H261V51H260V46H262L261 45V43L260 42H262V44H263V42H264V40L263 41H261L262 39H263V36H264V34L262 33V32H264V25H263V22L261 23V21H260V32L262 33V38H261V40L259 41L258 39H253L252 37H254V36H252V34L255 32V30H253L254 28H252V26H249V25H251V23L254 25L255 23V21H253V20H255V17H254V14H256V13H253V10L254 9H258V7H261V6H257L256 7V4L257 3H255V2H257L258 0H215V1H210V0H185V2H189L188 3V7H187V9H184L183 8V5H182ZM116 2V1H115ZM119 2V1H118ZM259 2H261V5H262V8H263V3H264V1L263 0H261V1H259ZM85 3H87V1L85 2ZM109 3V2H108ZM89 5H91L92 4V2H91V4L90 3H88ZM95 3L93 2V4L92 5H94ZM107 4V3H106ZM137 4V3H136ZM135 4V5H136ZM185 4V3H184ZM254 4H255V8H254ZM259 4V3H258ZM257 4V5H258ZM109 5V4H108ZM167 5H170V6H172V8L174 7L175 8V6H176V9H178L176 12H174V10L172 9H170L169 11L167 10V13L165 12L166 10L165 9H162L163 7H166ZM228 5V6H227ZM106 6V5H105ZM122 6V5H121ZM136 6H138V5H136ZM170 6H168V7H170ZM181 6H182V8H181ZM74 7V6H73ZM114 7V6H113ZM81 8V7H80ZM83 8H85V7H83ZM107 8V7H106ZM136 8V7H135ZM95 9V10H96ZM108 9V8H107ZM167 9V8H166ZM253 9V10H252ZM256 9V10H257ZM260 9V8H259ZM76 10V9H75ZM84 10V9H83ZM82 10V11H83ZM95 10H93V11H95ZM106 10V9H105ZM110 10V9H109ZM137 10H138V8H137ZM163 10H165V11H163ZM252 10V12H250ZM262 10V9H261ZM62 11V12H63ZM69 11H71L70 9H69ZM68 11V12H69ZM90 11V10H89ZM89 11H87V13L89 12ZM99 11V12H100ZM153 11V10H152ZM225 12L224 14L223 13H221V12ZM227 11V12H226ZM258 12H257V14L259 15V14H261L262 15V12H260V10H257ZM263 12H264V9L262 10ZM72 12H74V11H72ZM92 12V11H91ZM90 12V13H91ZM97 12V11H96ZM98 12V13H99ZM103 12V13H102ZM247 12H248V14H250L251 15V17H250V15H247ZM255 12V11H254ZM79 13H80V11H79ZM83 13V12H82ZM82 13H80V14H82ZM94 12H92L91 14H93ZM109 13V12H108ZM140 13V12H139ZM253 15H252V14ZM74 14V13H73ZM78 14V13H77ZM84 14H85V12H84ZM110 14V13H109ZM138 14V13H137ZM142 14V13H141ZM140 14V15H141ZM222 14V15H221ZM256 14V15H257ZM113 15V14H112ZM119 15V14H118ZM140 15H139V17H140ZM255 15V16H256ZM257 15V16H258ZM260 15V16H261ZM73 16V15H72ZM81 17L83 16V15H80ZM79 16V17H80ZM151 16V15H150ZM196 16H197V18H198V20H199V22H198V20H196L199 24H197V22H195V18H196ZM74 17V16H73ZM72 17V18H73ZM77 17V16H76ZM74 18V19H76L77 20V18ZM81 17H80V20H81ZM90 17H92V16H90ZM142 17V16H141ZM152 17H149V18H152ZM253 17H254V19H253ZM86 18V17H85ZM92 18H94V15H93V17ZM144 18V17H143ZM163 18V19H162ZM253 20H252V19ZM257 18V17H256ZM79 19V18H78ZM84 19V18H83ZM91 19V18H90ZM97 20V18L95 19V23H97L96 24V26H97V28H99L98 30L96 29V34H94L93 36H95L96 38V40H98V39H100L101 37H103L104 38V32H106L105 31V29L106 28H108V26L106 27L105 25H107V23H106V21L107 20ZM107 19H108V17H107ZM111 19H112V17H111ZM164 19V20H165ZM263 19V18H262ZM73 20V19H72ZM75 20V21H76ZM86 20H88V19H86ZM252 20V21H251ZM56 21V23H60V24H62V25H60V24H56L55 26L57 27V29H59V30H57L56 31V29H54L57 33L56 34H59L58 36H56V34L55 35H52L51 33H52V31L50 30V25H51V23L53 22H55ZM62 21H63V23H62ZM65 21V22H64ZM74 21V20H73ZM89 21V20H88ZM92 21V19L90 20V22L89 23H92L91 22ZM112 21V20H111ZM153 21V20H152ZM166 21V22H167ZM250 23H248V22ZM264 21V20H263ZM40 22H41V24L43 23V25H42V28H43V26H44V28H43V30H44V32L42 33L41 31H40V29H36V27H37V25L38 24H40ZM71 22V20L69 21V22H67V24L68 23H70ZM84 22V21H83ZM82 22V23H83ZM140 22V21H139ZM142 23H143V21H141ZM156 22H158V21H156ZM155 21L153 22V23H156ZM248 24V26H249V28L251 27V29H249L248 28V31L250 32V30H252V31H254L253 33H251L250 32V34H249V32L245 29V26L246 27H248L247 25H246V23ZM88 23V24H89ZM93 23H94V20H93ZM93 23H92V26H86V27H91L92 29H94V25H93ZM108 23H110V21L108 22ZM113 23V22H112ZM150 23V22H149ZM170 23V24H169ZM84 24H87L86 22H84ZM87 24V25H88ZM228 24H230V26L228 25ZM259 23L257 22V25H258ZM75 25V24H74ZM73 25V26H74ZM77 25H80V24H77ZM91 25V24H90ZM101 25V26H100ZM104 25V26H103ZM109 25V24H108ZM137 25H139V24H137ZM197 25H198V27H197ZM256 25V24H255ZM61 26V27H60ZM85 26V25H84ZM103 26V27H102ZM110 26V25H109ZM142 26H144V25H142ZM59 27V28H58ZM82 27V26H81ZM112 27V26H111ZM154 27V26H153ZM155 27H156V25H155ZM154 27V28H155ZM37 28H39V27H37ZM41 28V27H40ZM49 28V29H48ZM67 28V27H66ZM77 28H80V26L78 27L77 26ZM96 28V27H95ZM100 28H102V29H104V30H102L101 29V31H99L100 30ZM113 29H114V27H112ZM144 28V27H143ZM50 30L49 32H47L48 30ZM84 29V28H83ZM110 28H108V30H109ZM139 29V28H138ZM141 29H142V27H141ZM146 29H147V27H146ZM256 29V28H255ZM37 30H39L40 31V33L42 34L40 37L39 36H37V34H36V31ZM42 30V29H41ZM46 30V31H45ZM68 30H69V28H68ZM87 30V29H86ZM86 30H85V32H86ZM112 30V29H111ZM118 30V29H117ZM55 31H53L54 33H55ZM77 31V30H76ZM89 31H91V29L89 30ZM95 31V30H94ZM147 31V30H146ZM149 31H151L150 29H149ZM58 32H60V33H58ZM85 32H83V33H85ZM87 32H88V30H87ZM92 32H93V30L91 31V33H89L90 35L92 34ZM101 32H103V33H101ZM107 32H109V31H107ZM141 32V31H140ZM145 32V31H144ZM154 32H156V31H154ZM257 32H259V31H257ZM12 33H22V34H24L25 35V37H26V39L29 41V43L32 41V40H37L38 39V41H36L37 43V45L39 46V50L41 51V53H43L44 51L43 50H45L46 52H47V54H44L45 56H43V54H41L40 55V59H38V58H35L34 59V57L32 58V56H31V49L28 51H19V50H14L12 47V49L10 48L9 49V47L10 46H12V43H13V41H11V38H9L10 36H11V34ZM95 33V32H94ZM99 33V34H98ZM110 33V32H109ZM148 33V32H147ZM152 33H153V30H152ZM39 34V33H38ZM88 34V35H89ZM103 36H102V35ZM110 34H112V33H110ZM122 34V33H121ZM121 34H120V36H121ZM139 34V33H138ZM144 34V33H143ZM142 33H141V35H143ZM151 34V33H150ZM154 34V33H153ZM259 34V33H258ZM61 35V36H60ZM79 35V34H78ZM77 35V36H78ZM98 35V36H97ZM99 35H101V37L99 36ZM106 35H108V33H106ZM106 35H105V40H106ZM140 35V34H139ZM250 36V39H247L249 36ZM257 35V34H256ZM12 36H13V34H12ZM19 36H21V35H19ZM87 36V35H86ZM119 36V37H120ZM154 36V35H153ZM252 36V37H251ZM258 37H259V35H257ZM261 36V35H260ZM16 37V36H15ZM22 37V36H21ZM24 37V36H23ZM22 37V38H23ZM85 37V36H84ZM98 37V38H97ZM100 37V38H99ZM122 37H123V35H122ZM121 37V38H122ZM125 37H126V34H125ZM125 37H123L124 39H125ZM143 37V36H142ZM62 40V42H61V40ZM65 38V37H64ZM71 38V37H70ZM74 38H75V36H74ZM78 38V37H77ZM100 39L101 41L103 40V42H105V40L104 39ZM110 38V37H109ZM120 38V39H121ZM203 38V39H202ZM204 38L205 39H207V40H204ZM243 38V39H242ZM254 38H257L256 36L254 37ZM18 39H20V38H18ZM17 39V40H18ZM79 39V38H78ZM85 39V38H84ZM89 39V38H88ZM117 39H118V37H117ZM124 39H123V41H124ZM174 39V40H173ZM201 39V40H200ZM230 39H231V41H230ZM22 40H24V39H21L20 41L22 42ZM76 40V39H75ZM86 40H87V38H86ZM133 40V39H132ZM137 40V39H136ZM202 40H204V41H206V42H208L207 44H203L204 43V41H202ZM28 41H25V42H28ZM66 41V40H65ZM74 41V40H73ZM81 41V40H80ZM88 41V40H87ZM87 41L85 42V45L87 44ZM93 41H95L94 40V37H93V40L91 41V42H93ZM99 41V40H98ZM97 41V42H98ZM199 41V42H198ZM201 41V42H200ZM15 42V41H14ZM17 42V41H16ZM25 42H23V43H25ZM67 42H69V40L67 41ZM77 42V41H76ZM84 42V41H83ZM103 42H102V44H103ZM165 42H166V40H165ZM22 43V44H23ZM80 43V42H79ZM100 43V42H99ZM106 43H107V40H106ZM130 43H131V41H130ZM133 43V42H132ZM193 43H196V45H198V47H205L206 48V50L204 49V48H202V50H204V54L202 53V52H200V51H202L200 48H199V50H198V47L195 45L194 46V48H193ZM198 43V44H197ZM202 44L201 46H199V44ZM11 44V45H10ZM21 43L19 42V45H20ZM33 44V43H32ZM67 44V43H66ZM92 44V43H91ZM111 44V45H110ZM15 45H16V43H15ZM25 44H23V46H24ZM28 45H30V44H28ZM28 45L26 44V47L28 48ZM70 45H71V43H70ZM93 45V44H92ZM167 45V46H166ZM203 45H205V46H203ZM18 46V45H17ZM16 46V47H17ZM22 46V45H21ZM32 47H34V46H36V45H31ZM31 46H29L30 48H31ZM72 46V45H71ZM83 47H84V45H82ZM88 45H86V47H87ZM97 46V45H96ZM95 46V47H96ZM13 47H15V46H13ZM82 47V48H83ZM86 47H85V49H86ZM21 48V47H20ZM23 48V47H22ZM24 48H25V46H24ZM23 48V49H24ZM66 48V47H65ZM68 48V47H67ZM76 48V47H75ZM93 48V47H92ZM91 48V49H92ZM124 48V49H123ZM137 48H138V46H137ZM160 48V47H159ZM197 49V51L196 50H194V49ZM32 49H34V48H32ZM88 49V48H87ZM93 49H95V48H93ZM92 49V50H93ZM127 50L128 51V54L124 51V50ZM142 49V48H141ZM264 49V46L262 47V50ZM74 50H76V49H74ZM78 50V49H77ZM116 50H118L119 51V53L122 51V53H120V54H122V55H129L128 56V58H127V56L126 57H124V58H127V59H129L130 57V59H131V61L130 62H128V61H126L124 58H120V57H123V56H120V54H118L120 57H117L118 59H120L119 61H117V60H114V58L116 59V57L115 56H113L115 53H116ZM158 51V53L159 54H161L160 55V59L158 58V62L157 61H155L156 62V64H155V62L154 61H152V59L153 58H156L155 56V51ZM40 51H38V52H40ZM83 51V50H82ZM81 51V52H82ZM138 51V52H137ZM149 51V50H148ZM211 51H215V52H218V55H215L214 53V55L211 53ZM10 52H12V54L10 53ZM46 52H44V53H46ZM69 52V51H68ZM85 52H87L86 50H85ZM131 54H130V53ZM137 52V53H136ZM154 52V53H153ZM36 53V52H35ZM157 53V52H156ZM84 54V53H83ZM87 55H88V53H86ZM203 54V55H202ZM217 54V53H216ZM263 54V55H262ZM86 55V56H87ZM134 56V58H133V56ZM141 55H143V56H141ZM43 56V57H42ZM84 56H85V54H84ZM149 57V58H148ZM143 58H145V59H143ZM196 58V59H195ZM213 58V59H212ZM122 59V60H121ZM132 59H136V60H132ZM197 61V59H199L198 61H197V63L195 62H192V60L193 61H195V60ZM124 60H125V62H124ZM62 61V60H61ZM190 61L192 62L191 64L193 65V64H195V65H197L196 67H195V65L194 66H192L191 64H190ZM202 61V62H201ZM154 62V63H153ZM60 64H62V62H60ZM85 64V63H84ZM201 65V67L199 66V68H200V70H198V71H200V73L198 74V71H195V72H193L194 70H196L197 68H198V65ZM190 65V66H189ZM13 66V67H12ZM19 67L20 68H24L23 70L22 69H19ZM85 67V66H84ZM190 67H195V69L193 70V71H191V70H188L187 68H189L190 69ZM0 68V69H1ZM27 68V69H26ZM31 68V69H30ZM35 68V71H36V73H34V70H32V69H34ZM56 68H58V69H56ZM62 68V67H61ZM149 69V72L151 71V73H152V75H151V73H150V75H145L144 74V70L145 69ZM198 68V69H199ZM13 69H11V70H13ZM26 69V70H25ZM29 69V70H28ZM37 69V70H36ZM38 69L39 70H41L40 72H41V74L40 73H38L37 71H38ZM54 69H56L55 71H56V73L53 75V73H54ZM144 69V70H143ZM146 69V70H147ZM193 69V68H192ZM6 70V69H5ZM10 70V69H9ZM10 70V71H11ZM31 70V71H30ZM64 69H62V71H63ZM262 70V69H261ZM264 70V69H263ZM33 71V72H32ZM50 71V72H49ZM52 71V72H51ZM117 71H120V72H117ZM189 71H191V73L193 72V74H188L189 76L188 77H192L193 75L195 76V79H194V76H193V79L195 80H192V81H194L195 82V84H194V88H190V86H187V84H186V86H187V88H185V89H183V90H185L184 92L183 91H181L182 89H180V88H184L185 86H184V84H185V79H187L186 77H187V73L189 72ZM12 72V71H11ZM46 74H44V73ZM50 73V76L48 75L49 73ZM116 72L118 73V74H116ZM122 72V73H121ZM149 72H147V73H149ZM197 72V74L199 75L197 78H196V75L197 74H195ZM38 73V74H37ZM48 73V74H47ZM62 73V72H61ZM120 73V74H119ZM146 73V72H145ZM146 73V74H147ZM10 74V73H9ZM13 74V73H12ZM60 74V73H59ZM122 74H123V76H122ZM263 76H262V75ZM51 75H52V77H54L55 78V80H59V82L58 81H55L56 83H54L53 82V78L51 77ZM55 75L57 76V77H55ZM114 75H116V77L115 78H117V79H115L114 78V81L115 80H117V81H113V76ZM118 75V76H117ZM145 75V76H144ZM192 75V76H191ZM11 76H13V75H11ZM16 76V75H15ZM52 79V81L50 82V78ZM60 78H59V77ZM64 76V75H63ZM46 77H48V79H50L49 81H48V79L46 78ZM121 77V78H120ZM148 77V78H147ZM150 77V78H149ZM14 78V77H13ZM47 80H46V79ZM161 78H163V79H165L166 81H164L166 84H167V88H166V85H165V83L163 84V86L165 85V89H164V91H162V93H161V88H160V85L158 84V82L157 81H159L158 79H160L161 81H162V79ZM17 79V78H16ZM43 79H45L44 81H43ZM112 79V81L114 82L113 83V86H114V84L116 83V85L117 86H119V87H117V86H114V88H113V86H112V89L110 88V86H109V84H110V80ZM119 79H121V80H119ZM190 79H192V78H190ZM190 79H187L188 80V82L187 83H191L190 85H192L193 83L191 82V80ZM0 80H1V77H0ZM14 80V79H13ZM153 80H155V81H153ZM189 80H190V82H189ZM4 81V80H3ZM120 81H121V83H120ZM152 81H153V84H152ZM160 81V82H161ZM2 82V81H1ZM16 82V81H15ZM57 82H58V84H57ZM69 82V81H68ZM68 82H66V83H68ZM119 82V83H118ZM3 83V82H2ZM2 83H0V84H2ZM6 83V82H5ZM9 82H7V84H8ZM64 84V85H67V84ZM157 85H159L158 87H159V89L157 88V86L155 87V84ZM162 83V82H161ZM41 84V86H44V85H42ZM59 84V85H60ZM120 84V85H119ZM188 84V85H189ZM9 85V84H8ZM7 85V86H8ZM38 85H39V87H38ZM63 85V86H64ZM68 85H69V83H68ZM67 85V86H68ZM44 86V87H45ZM85 86V85H84ZM42 88V90L47 94L48 92L47 91H49V89L47 90V88L45 87V88ZM60 87V86H59ZM176 87V88H175ZM177 87L179 88L178 89V91H175V90H172L173 91V93H170L171 91V88H174V89H177ZM61 89L63 88V87H60ZM66 86H65V90H66ZM102 88H103V90H102ZM117 88V89H116ZM162 88H164V87H162ZM52 89V90H51ZM80 89V88H79ZM85 89H86V87H85ZM84 88L82 89L83 91H81L80 90V92L82 93H84L85 91H87V90H85ZM189 89H191V90H189ZM7 90H9V89H7ZM11 90V89H10ZM85 90V91H84ZM88 90V91H89ZM101 90V91H100ZM158 90L160 91V93L158 92ZM179 90L181 91V92H183V94H182V96H181V98H179V99H175L173 96H172V94H174V91L175 92H177V94H178V92H179ZM12 91H13V89H12ZM11 91V92H12ZM43 91H42V94H43V96H44V93H43ZM57 91H59V89L57 90ZM70 91V90H69ZM99 91L100 92H104V93H106V94H110L109 96L111 97V99L113 100V98H115L113 101L111 100V102H113V103H115V101H116V99L118 98L119 99V101H122V102H118V100L116 101V104H113V106L111 107V109H109L108 110V107L106 108H104L103 110H104V112H105V110H107L106 111V113H104V115H106V117H107V119H109V116H112L111 118H113L114 120L112 121V120H110V121H112V123L116 120V119H120L121 118V122H120V120L118 121V120H116L117 121V123L118 122H120V123H118V124H121L122 123V120H124V122L126 121V118L128 119L129 117L131 118V117H136L137 116V114H139L138 115V117H141L142 116V114H143V111L147 108V107H145L146 106V104H149V103H152V104H150V105H147L148 107H150L151 105L154 107H152L153 108V110H154V113H153V117L151 116L150 117V120H152V118H153V120L152 121H150L151 122V124H150V122H149V120L147 121L146 120V123L144 122V116H142L143 118H140V119H143V120H139L138 121V129H139V126H140V128L143 126V124H144V127L146 126V124L148 123L149 124V130H148V128L146 129V128H144V127H142L141 129H144V130H148V134H145V136H147V135H151L150 136V138L149 139H151V140H149L148 142V145H151V143H150V141L151 142H153V146L151 145L150 147H147L146 146V143H145V145H144V141L145 142H147L146 141V138L144 139V140H140V139H142V138H140L141 136H139V140H138V143H135L137 146H136V148L134 147V151L133 150H131V152H132V156H130V158H127V159H129V161H126V166L124 167V166H122V169H121V167H118L119 165V161H118V154H117V156H116V153H118L117 151L119 150V149H117V145H119V142L117 143V145H115L114 146V144H116V143H114L111 147H110V149H102V147H101V149L99 148V146L101 145V144H99V146H97L98 145V143H100L99 142V140H100V136L99 135H96L97 137V139H90L89 137H88V134H90V132L94 135V127H95V125L97 124V123H95L94 124V122H96V121H93V120H95L96 118L94 117V116H92V113H93V109H95L94 107L92 108L91 107V109H92V112H91V109H90V106L93 104V103H95L94 102V98L96 99L97 98V93H99ZM16 92V91H15ZM61 92V91H60ZM64 92V91H63ZM76 92V91H75ZM165 92V93H164ZM51 93H48V94H50L51 95ZM69 93V92H68ZM71 93V92H70ZM74 93V92H73ZM77 93V92H76ZM166 93L168 94V95H170L171 97H173L174 99H172V98H170L169 96L168 97H166V98H164L165 96H166ZM41 94V95H42ZM80 94V93H79ZM87 94V93H86ZM113 94H115V96H113ZM124 94H126V95H124ZM128 94V95H127ZM165 94V95H164ZM176 94V93H175ZM56 95H57V92H56ZM71 95H73L72 93H71ZM103 95V94H102ZM112 95V96H111ZM123 97L124 96V98H126V99H124L123 100V98H122V100H121V97ZM190 95H191V97H190ZM193 95L195 96V98H193ZM263 95V96H262ZM69 96V95H68ZM84 96V95H83ZM108 96V97H109ZM116 96H119V97H117L116 98ZM127 96V97H126ZM145 96H147V98H148V101H150L149 103H147V101L145 100ZM23 97V96H22ZM38 97H40V96H38ZM38 97H37V99H38ZM45 97V96H44ZM76 97H77V95H76ZM113 97V98H112ZM149 97H150V99H153V100H149ZM190 97V98H189ZM17 98H18V96H17ZM20 98V97H19ZM30 98V97H29ZM29 98H26V99H29ZM84 98V97H83ZM100 98V97H99ZM138 98H139V101L140 102H138V104H137V101H135V100H138ZM144 98V99H143ZM146 98V99H147ZM164 98V99H163ZM168 98V99H167ZM193 99V100H190V99ZM262 98V99H261ZM36 99V100H37ZM43 99V98H42ZM47 99H48V97H47ZM73 99V98H72ZM166 99V101H168V102H165V101H163V102H165V104H166V106H165V104L164 103H161L162 102V100H165ZM169 99L170 100H173V102L175 101V104H176V106H178L177 104H179L180 105V108H182V110H185V112H188V110L190 111V114L191 115H193V114H195L196 112L195 111H197V114H199L200 113V120H202V122H200L199 121V117H198V115H194V117H192L191 116V118L194 120L195 118H197L198 117V120L196 121V120H194V121H196V122H198V124L200 123V126L199 125H194V127H196V126H198V128H196V130H199V132L200 133H198L197 132V138H198V136H200L199 134H201V138H203V141H205V143H207L206 144V147H208L206 150L204 149L202 152L201 151H199V152H197L196 151V149L194 150V148L192 147V145L194 144V141L192 142V140H191V137H190V139H189V136L190 135H188V136H186V141L182 138V137H180L181 135H179L178 137L176 136V139H174L175 137H173L172 135L176 132L175 130H174V126H176V128H177V125H175L176 124V122L175 123H173V122H171V121H174L173 120V117L171 118L169 115L171 114V113H173L172 111H169L170 109L171 110H175V109H173V107H174V105L175 104H172L173 102H170L169 101ZM81 100H82V97H81ZM91 100V99H90ZM97 100V99H96ZM143 100L146 102V104H144L143 103ZM197 100V101H196ZM85 101V100H84ZM87 101V100H86ZM100 101V100H99ZM102 101V100H101ZM100 101V102H101ZM178 101V102H177ZM190 101V102H189ZM193 101H195V102H197L195 105L193 104V103H195V102H193ZM110 102V101H109ZM110 102V103H111ZM169 102L172 104V105H169ZM191 102H192V104H191ZM15 103V102H14ZM37 103V102H36ZM97 103V102H96ZM96 103L95 104H93L92 106H94L95 105V107H96ZM99 103V102H98ZM119 103V104H118ZM122 103V104H121ZM134 103H136L134 106H136V107H133V106H131V105H133ZM167 103H168V105L171 107L172 106V108H170L169 106H167ZM16 104V103H15ZM46 104V103H45ZM67 104V103H66ZM87 104V103H86ZM91 104V105H90ZM117 104L119 105L118 107H117ZM163 104V105H162ZM187 104H189L188 106L190 107V106H192V107H195L196 108V106H197V110L195 109V110H193V108H191V110L192 111H194V112H191V110H190V108H187L186 109V107H187ZM191 104V105H190ZM30 105V104H29ZM41 105H43V103L41 104ZM52 105V104H51ZM50 105V106H51ZM81 105V104H80ZM84 105V104H83ZM102 105V106H101ZM104 105L105 104H103L102 102H101V104L100 105H98L97 104V109H100V107H104ZM145 105V106H144ZM181 105H183L184 107H185V105H186V107L184 108L183 106H181ZM20 106V105H19ZM68 106V105H67ZM100 106V107H99ZM105 106H107V104L105 105ZM110 106H111V104H110ZM121 106V107H120ZM26 107V106H25ZM39 107H40V105H39ZM89 107V108H88ZM99 107V108H98ZM165 107V108H164ZM166 107H168V109L166 108ZM5 108V107H4ZM20 108V107H19ZM60 108V107H59ZM151 108V109H152ZM170 108V109H169ZM23 109V108H22ZM27 109V108H26ZM33 109V108H32ZM144 109V110H143ZM165 109H167V110H165ZM176 109H177V107H176ZM5 110V109H4ZM19 110V109H18ZM30 110V109H29ZM40 110V109H39ZM50 110V109H49ZM53 110V109H52ZM149 110H150V108H149ZM152 110V111H153ZM23 111V110H22ZM21 111V112H22ZM32 111V110H31ZM63 111V110H62ZM79 111V112H80ZM98 111V110H97ZM17 112H19V111H17ZM20 112V113H21ZM36 112V111H35ZM38 112V111H37ZM100 112L101 113H103L101 110H100ZM146 112V111H145ZM151 112V111H150ZM181 112V111H180ZM183 112V111H182ZM199 112V113H198ZM31 113V112H30ZM137 113V114H136ZM148 113V112H147ZM3 114V113H2ZM22 114H24V111H23V113ZM26 114V113H25ZM58 114H59V112H58ZM78 114V113H77ZM94 114H95V111H94ZM151 114V113H150ZM175 114V113H174ZM40 115V114H39ZM99 115V114H98ZM144 115V114H143ZM155 115V116H154ZM183 115V114H182ZM188 115H189V113H188ZM18 116V115H17ZM16 116V117H17ZM20 116H21V114H20ZM25 116V115H24ZM59 116V115H58ZM57 116V117H58ZM64 116V115H63ZM72 116V115H71ZM70 116V117H71ZM174 116V115H173ZM92 117H93V120H92ZM115 117V118H114ZM116 117H119V118H116ZM171 118V120H169L170 118ZM4 118V117H3ZM13 118H14V116H13ZM21 118V117H20ZM39 118V117H38ZM60 118V117H59ZM63 118V117H62ZM95 118V119H94ZM105 118V117H104ZM128 119V120H130L131 121V119ZM183 118H184V115H183ZM2 119V118H1ZM21 119H23V118H21ZM72 119H74V118H72ZM65 120V119H64ZM63 120V121H64ZM138 120V119H137ZM182 120V119H181ZM180 120V121H181ZM188 120V119H187ZM260 120H261V122H260ZM24 120H22V122H23ZM69 121H70V119H69ZM144 123H143V122ZM185 121V120H184ZM264 121V120H263ZM3 122V121H2ZM35 122V121H34ZM66 122V121H65ZM65 122H62V123H60L61 124V126H62V124L64 125V127L65 128H67L68 129V131L70 132H68L67 134H70L71 136H72V138H73V135H74V132L76 131V130H74V128H71V126L69 127V125H68V123H65ZM107 122V121H106ZM128 122V121H127ZM140 122H142L141 123V125H140ZM19 123V122H18ZM75 123V124H76ZM110 123V122H109ZM116 122H114V124H115ZM179 123V122H178ZM186 123V122H185ZM188 123V122H187ZM201 123H202V127H201ZM11 124V123H10ZM35 124H36V122H35ZM78 124H80V125H83V127L82 126H78ZM113 124V125H114ZM129 124V123H128ZM127 123H126V125H128ZM147 124V125H148ZM172 124L174 125L173 127H171L172 126ZM189 124V123H188ZM261 124H262V126H261ZM13 125V124H12ZM20 125V124H19ZM39 125V124H38ZM1 126V125H0ZM60 126V125H59ZM110 126H111V123H110ZM121 126H124V127H126L125 126V123H122V125H120V127ZM186 126V125H185ZM26 127V126H25ZM27 127H29V126H27ZM31 127V126H30ZM58 127V126H57ZM129 127H130V125H129ZM133 127V126H132ZM136 127V126H135ZM146 127H148V126H146ZM191 127V126H190ZM190 127H188V129L190 128ZM201 127V129H199ZM34 128V127H33ZM61 128V127H60ZM59 128V129H60ZM113 128V127H112ZM123 127H121V129H122ZM128 128V127H127ZM126 128V129H127ZM173 128V129H172ZM192 128L193 127H191L189 130H191L192 131ZM28 129V128H27ZM39 129V128H38ZM120 129V130H121ZM125 129V130H126ZM129 129V128H128ZM133 129V128H132ZM131 129V130H132ZM135 129V128H134ZM141 129H140V131H141ZM193 129H195V128H193ZM30 130V129H29ZM40 130V129H39ZM62 130H64L63 128H62ZM88 130V131H87ZM111 130V129H110ZM125 130H124V133H125ZM170 130V132H171V130H174V131H172V133H170V134H172L171 136H172V138H173V140H172V138H171V136H170V134H169V131ZM182 130V129H181ZM38 131V130H37ZM66 131V130H65ZM64 131V132H65ZM86 131H87V133H86ZM97 131V130H96ZM113 131V130H112ZM130 131V130H129ZM133 131H135V130H133ZM133 131H130V132H133ZM139 130H138V132H140ZM184 131V130H183ZM263 131V132H262ZM41 132V131H40ZM67 132V131H66ZM76 132V133H77ZM85 132V133H84ZM99 132V131H98ZM106 132H108V131H106ZM137 132V131H136ZM142 132V131H141ZM140 132V133H141ZM179 132V131H178ZM187 132V131H186ZM194 132V131H193ZM196 132V131H195ZM22 133V132H21ZM38 133V132H37ZM84 133V134H83ZM97 133V132H96ZM95 133V134H96ZM127 133V132H126ZM125 133V134H126ZM135 133V132H134ZM133 133V134H134ZM181 133V131L179 132V134ZM46 134V133H45ZM66 134V133H65ZM98 134H100V133H98ZM107 134V133H106ZM129 134V133H128ZM132 134V135H133ZM153 134V135H152ZM169 134V135H168ZM177 134V133H176ZM176 134H174V135H176ZM183 134V133H182ZM185 134V133H184ZM184 134L182 135L183 137H184ZM188 134H190L189 132H188ZM40 135V134H39ZM91 135V134H90ZM89 135V136H90ZM93 135H91V137L93 136ZM120 134H118V137L119 138H121V135L119 136ZM137 135H138V133H137ZM137 135H136V137H137ZM140 135V134H139ZM178 135V134H177ZM192 135V134H191ZM70 136V137H71ZM75 136V135H74ZM115 136V135H114ZM124 136V135H123ZM130 136V135H129ZM135 136V135H134ZM142 136H144V133L142 134ZM155 137L156 136V138H154L153 140H152V138L153 137ZM170 136V137H169ZM193 136H195L196 137V133H195V135L193 134ZM42 137V136H41ZM68 137V136H67ZM69 137V138H70ZM98 137H99V139H98ZM131 137V136H130ZM147 137H149V136H147ZM152 137V138H151ZM162 137V138H161ZM167 137H169V138H167ZM188 137V138H187ZM195 137H194V139H195ZM44 138V137H43ZM66 138V137H65ZM93 138H94V136H93ZM129 138V137H128ZM159 138V140L160 141H158V142H156V140L155 139H158ZM170 138H171V140H170ZM178 138V139H177ZM179 138H182L184 141L183 142H185L184 144H183V142H179L181 139H179ZM196 138V139H197ZM248 138H250L251 140V142L249 141V139ZM68 139V138H67ZM66 139V140H67ZM74 139V138H73ZM112 139H114V138H112ZM112 139H110V140H112ZM123 139V138H122ZM135 139V138H134ZM134 139H133V141H134ZM170 141H169V140ZM192 139H193V137H192ZM193 139V140H194ZM196 139H195V141H196ZM247 139H248V141H247ZM262 139V140H261ZM69 140V139H68ZM119 139H117V141H118ZM128 140V139H127ZM136 140V139H135ZM168 140V141H167ZM189 140V141H188ZM258 140V141H257ZM259 140L261 141V145H260V143H259ZM77 141V140H76ZM75 141V142H76ZM166 141V142H165ZM182 141V140H181ZM191 141V143L189 144V142ZM197 141H198V139H197ZM72 142V141H71ZM112 142V141H111ZM115 142V141H114ZM124 142V140L122 141V143ZM246 142H248V144L246 143ZM250 142V143H249ZM255 142H257V143H255ZM110 143V142H109ZM154 143L156 144H158V145H155L154 146ZM186 143H188V144H186ZM193 143V144H192ZM203 143V142H202ZM245 143H246V146H245ZM252 143L253 144H256V145H254V148H253V145H252ZM93 144H94V146H93ZM167 145L166 146H168V143H166ZM170 145V143H169V146H174L173 147V149L170 147H167L166 149H164L165 150V152H163L164 154L166 153H168L167 154V156H163V158L164 159H166L167 157H168V155H173L172 157H168V158H171V159H168L167 158V161L169 160H173L172 158H177V160L179 159L178 157H180V156H178L177 154H176V152H178V151H176L175 153L172 151V150H174V148H176L177 146H178V144H176V146L175 145ZM192 144V145H191ZM71 145V144H70ZM89 145V144H88ZM107 145H108V143H107ZM121 145V144H120ZM184 145V146H183ZM191 147H190V146ZM252 146V147H250V149H248L249 148V146ZM260 145V146H259ZM109 146V145H108ZM135 146V145H134ZM145 146H146V148L147 149H144L145 148ZM248 146V148L246 149L245 147H247ZM260 147V149H259V147H258V150H256L257 148H255V147ZM50 147V146H49ZM93 147H95V148H93ZM104 147V146H103ZM119 148H120V146H118ZM126 147V146H125ZM133 146H131V148H132ZM159 147V146H158ZM158 147H156V148H158ZM105 148V147H104ZM109 148V147H108ZM112 148V149H111ZM121 148H122V145H121ZM161 148V147H160ZM190 148H192L193 150H191ZM126 149H128V147L126 148ZM168 149V151H170V152H166V150ZM179 149H181V150H179ZM253 149H255V151L252 150ZM67 150V149H66ZM150 150V149H149ZM149 150H148V152H149ZM163 150V151H164ZM246 150H249V151H246ZM250 150L252 151V152H250ZM264 150V149H263ZM262 150V151H263ZM120 151V150H119ZM125 151V150H124ZM3 152V151H2ZM68 152V151H67ZM128 152L130 153V151L128 150ZM172 152V153H171ZM183 152H185V155L184 154H182ZM250 152V154H248ZM143 153H144V155H145V157H144V155H143ZM170 153V154H169ZM263 153H264V151H263ZM263 153L261 154L262 155V157L264 158V155H263ZM2 154V153H1ZM63 154V153H62ZM112 154H114V155H112ZM123 154V153H122ZM131 154V153H130ZM177 156H176V155ZM179 154V153H178ZM69 155H71V153L69 154ZM111 155V156H110ZM120 155V154H119ZM127 155V154H126ZM126 155H124V158H125V156ZM182 155H183V157H182ZM261 155L258 157L257 155H256V157L254 156L253 158H255L254 160H252V157H251V160H252V165H251V170H253V168H254V172H257L258 173V171H255V167H256V164H257V162H258V160L261 158ZM49 156V155H48ZM67 156V155H66ZM74 156V155H73ZM76 156V155H75ZM116 156L117 157V159H116V157L114 158V157ZM174 156H176V157H174ZM113 157V158H112ZM143 157H144V159H143ZM185 157H186V159H185ZM257 157H258V159H257ZM4 158H6V157H4ZM119 158H120V156H119ZM121 158H123L122 156H121ZM183 158V159H182ZM245 158V159H244ZM263 158H262V160H263ZM2 159V158H1ZM48 159V158H47ZM191 159V160H190ZM201 159H199L200 161H202ZM242 159H244V160H242ZM5 160V159H4ZM76 160V159H75ZM79 160V159H78ZM124 159H122V161H123ZM146 160V159H145ZM159 160H161V159H159ZM176 160V161H177ZM181 160H179V161H181ZM198 160V159H197ZM257 162H256V161ZM261 160V161H262ZM40 161V160H39ZM38 161V162H39ZM163 161V160H162ZM164 161H166V160H164ZM165 162L166 164L168 163V162ZM192 161V162H191ZM238 161V162H237ZM253 161H255L256 163H253ZM260 161V160H259ZM47 162V161H46ZM76 162V161H75ZM79 162V161H78ZM127 162H128V164H127ZM159 162V161H158ZM161 162V161H160ZM175 162V161H174ZM197 162V161H196ZM199 162V161H198ZM235 162V163H234ZM247 162H249V160L247 161ZM247 162H245V163H243L244 164V168H246V167H249L248 165H249V163L251 162H249L248 163V165H247ZM122 163V162H121ZM162 163V162H161ZM164 163V164H165ZM172 163V162H171ZM170 163V164H171ZM178 163V162H177ZM200 163V162H199ZM210 163H206V164H210ZM258 163H260V162H258ZM165 164V165H166ZM169 163H168V166L170 165ZM173 164V163H172ZM176 164V163H175ZM193 164V165H192ZM212 164H213V168H212ZM235 164V166L237 167L238 165H236ZM241 164V165H240ZM243 164L242 163H239V165L243 168ZM253 164H255L254 166L255 167H253ZM261 164H263V163H261ZM260 164V165H261ZM159 165V164H158ZM157 165V166H158ZM163 165V164H162ZM174 165V164H173ZM189 165H187V166H189ZM195 165H196V163H195ZM247 165V166H246ZM39 166H40V163H39ZM128 166V167H127ZM155 166H156V164H155ZM160 166V165H159ZM171 167H169V168H172V165H170ZM234 166V167H235ZM41 167V166H40ZM124 167V168H123ZM165 167V166H164ZM240 167V168H241ZM258 167V166H257ZM256 167V168H257ZM264 167V166H263ZM118 168H120V170L118 169ZM127 168V169H126ZM240 168H233V174H234V172L235 171H238L239 172V174L240 175H235V176H239L238 178H240V176L242 175V173L243 172H247L248 170V173L249 172H251L250 171V169H245L246 171H244L243 169H241V170H243V172L240 170ZM42 169V168H41ZM157 169V168H156ZM167 169V168H166ZM238 169V170H237ZM259 168H257L256 170H258ZM0 170H1V168H0ZM164 170V169H163ZM169 170H171V169H169ZM173 170V169H172ZM93 171H92V173H93ZM262 171V170H261ZM45 172V171H44ZM71 172V171H70ZM156 172V171H155ZM178 172V171H177ZM238 172H236V173H238ZM230 173V174H231ZM248 173L246 174L245 173V175H248ZM252 173V177H253V175L255 176L254 178H255V180H253V182H255L256 181V177L258 176V178H257V181H258V184H256V186L258 185L259 186V184L263 181L262 180V178H259L260 177V174L258 175L257 174V176H256V173H254L253 174V172H251ZM251 173H249V175L251 176ZM1 174V173H0ZM71 174H72V172H71ZM154 174V173H153ZM230 174H229V176H230ZM244 174V173H243ZM173 175H175V174H173ZM194 175V174H193ZM192 175V176H193ZM226 175V174H225ZM245 175H243L244 177H245ZM46 176H47V174H46ZM53 176V175H52ZM72 176V175H71ZM95 176V177H94ZM179 176V175H178ZM185 176V175H184ZM232 177H233V175H231ZM228 177V178H232V177ZM234 176V178H235V180H236V177ZM261 176H263V175H261ZM44 177V176H43ZM42 177V178H43ZM76 177V176H75ZM151 177V178H150ZM169 177V176H168ZM201 177V176H200ZM226 177V178H227ZM48 178V177H47ZM46 178V179H47ZM51 178V177H50ZM50 178H48V179H50ZM79 178V177H78ZM94 178H96L95 180H94ZM152 178H153V181H151L152 180ZM191 179V181H193L192 180V178L191 177H188V179ZM195 178V177H194ZM225 179V181H227V180H230V179ZM253 178V179H254ZM90 179V180H91ZM151 179V180H150ZM241 179V178H240ZM238 180L237 181V183L239 182V185L240 184H242V182L243 181H241V180ZM252 179V178H251ZM51 180V179H50ZM88 180H89V178H88ZM195 180H197V179H195ZM199 180V179H198ZM202 180H203V178H202ZM232 180H234L233 178H232ZM231 180V183L232 182H234V184H235V180L234 181H232ZM243 180V179H242ZM260 180H262V181H260ZM94 181H95V183H94ZM241 181V182H240ZM245 181H247V180H245ZM250 181H252V180H250ZM1 182V181H0ZM75 182V181H74ZM82 182V181H81ZM88 182H90V181H88ZM184 183H185V181H183ZM249 182V181H248ZM86 183V182H85ZM126 183H128V188H130V189H128V193H129V191L130 192H132V199L130 200V203L128 204L127 202L126 203H123V200L122 199H124V198H122L121 199V196L120 197H118L120 194L122 195V193H120L119 194V192H122V191H120L119 190V188L121 187V186H125V184ZM157 183V182H156ZM182 183V182H181ZM188 183V181L185 183V184H187ZM195 183V182H194ZM199 183V182H198ZM237 183H236V186L233 184V186H234V188L233 189H236L237 188ZM257 183V182H256ZM263 183V182H262ZM62 184V183H61ZM175 184H177V183H175ZM180 184V183H179ZM183 185L182 184V186L183 187H185L186 186V188L187 189H191V184L192 183H190V185L188 184V185ZM243 184H244V182H243ZM249 184V183H248ZM253 185L255 184V183H252ZM3 184H1L0 183V186H2ZM6 185V184H5ZM60 185V184H59ZM81 185V184H80ZM252 185V186H253ZM75 186V185H74ZM89 186V185H88ZM87 186V187H88ZM126 186H127V184H126ZM133 186V187H132ZM180 187H181V184L179 185ZM193 186H194V184H193ZM244 186V185H243ZM255 186V185H254ZM253 186V187H254ZM257 186V187H258ZM262 186H264V184L262 185ZM260 187V190H262L261 188H263V191H260L258 188H255V189H253V190H256V192H258L257 191V189L260 191V192H264V187ZM175 187H176V185H175ZM174 187V188H175ZM236 187V188H235ZM0 188H2V187H0ZM64 188H66V187H64ZM78 188H80V187H78ZM131 188H134L133 190L131 189ZM186 188H183V189H186ZM232 188V186L230 187V189ZM59 189V188H58ZM86 189V188H85ZM85 189H83V190H85ZM178 189V188H177ZM186 189V190H187ZM224 189H225V187H224ZM226 189L227 190H229V186H228V188L226 187ZM226 189H225V193H223V195L224 196H227L226 195V193L228 194V196L230 195L231 196V198H232V189H231V191L229 190V192H231V193H228V191L226 192ZM252 189V188H251ZM2 190V189H1ZM75 190V189H74ZM82 190V189H81ZM127 190V189H126ZM175 190V192H176V189H174ZM178 190H180V189H178ZM182 190V189H181ZM181 190L179 191V192H181ZM185 190V192L187 193H185L186 195H188V197L190 198V195L191 194H189L190 193V191H186ZM192 190V189H191ZM236 190H238V188L236 189ZM66 191V190H65ZM79 191V190H78ZM86 191V190H85ZM193 191V190H192ZM196 191V190H195ZM220 191V192H219ZM4 192V191H3ZM13 192H15V191H13ZM12 192V193H13ZM64 192V191H63ZM71 192V191H70ZM79 192H81V191H79ZM124 192H126V191H124ZM179 192H177V193H179ZM222 192V193H221ZM259 192V194H262V195H264V193H260ZM12 193H10L11 194V196H12ZM84 193H86V195L84 194ZM135 193V194H134ZM176 193V194H177ZM195 193V192H194ZM194 193H192V195L194 194ZM108 196H107V195ZM125 194V193H124ZM234 194V193H233ZM241 194H242V192H241ZM13 197L15 198L16 196H15V194L13 193ZM74 195V194H73ZM76 195H77V191H76ZM107 197H109L107 200H108V205L106 204V203H104V201H103V198L106 200V196ZM180 195V196H179ZM178 196L179 197H182L183 196V194L181 195V193L179 194ZM192 195H191V197H192ZM195 195V194H194ZM67 196V195H66ZM72 196V195H71ZM125 196V195H124ZM127 196V195H126ZM130 196H131V193H130ZM199 197H200V195H198ZM230 196L229 197H227V198H230ZM238 196V195H237ZM6 197V196H5ZM8 197V196H7ZM62 197V196H61ZM75 197V196H74ZM187 197V198H188ZM195 197H197L196 195H195ZM263 197V196H262ZM70 198V197H69ZM68 198V199H69ZM110 198H112V200L110 199ZM113 198H114V200H113ZM136 199V202L134 203L133 201H135V199ZM219 198H221V200H224L222 203L220 202V200L218 201V199ZM7 199V198H6ZM151 199V200H150ZM183 198H180L179 200H177L176 198L174 199V200H176V201H180V203H178V202H175V204H177L178 206H176V205H174L173 204V206H175V208L173 209L174 211L176 210V212H174V215H175V213H176V215L177 216H181V219L183 218V216L184 215H189L188 213L190 212V210H191V212H193L192 210L194 209V207H192V205H193V202H192V205H190L191 207H189V205H183L184 203H182L181 204V200H182ZM70 200V199H69ZM141 200L143 201V202H141ZM199 200V199H198ZM201 200V199H200ZM215 200H216V202H215ZM9 201V200H8ZM103 201V202H102ZM110 201H112V202H110ZM127 201H128V199H127ZM132 201V202H131ZM173 201V200H172ZM236 201V200H235ZM5 202V201H4ZM213 202H215L218 206H216V204H213ZM225 202H226V204H225ZM238 202V201H237ZM9 203V202H8ZM7 202H6V206H7V204H8ZM133 203V204H132ZM191 204V203H189V200H188V202H186V204ZM194 203H195V201H194ZM5 204V203H4ZM106 204V205H105ZM127 204V205H126ZM179 204H181V205H183V206H181V205H179ZM119 205L117 204L116 206H118V208H119ZM144 205V206H143ZM215 205V206H214ZM5 206V207H6ZM111 207V209L109 210L108 209V207ZM186 206H188V208L186 207ZM252 206V205H251ZM2 207H3V205H2ZM0 208L1 209V211L3 210V208ZM8 207V206H7ZM195 207H197L196 206V204H195ZM61 208V207H60ZM202 208V209H201ZM216 208H218V209H216ZM7 208H4V210H3V213H4V211L6 210ZM12 209V208H11ZM120 209V208H119ZM186 209V210H185ZM9 212H10V210L9 209H7ZM125 210V211H124ZM185 210V211H184ZM187 210L189 211L187 214H183V213H186L187 212ZM224 210H223V214H224ZM252 210V209H251ZM7 211V212H8ZM107 211L109 212V214L107 213ZM116 211H118V209L116 210ZM183 211V212H182ZM202 211H208V212H210V213H204V212H202ZM234 211V210H233ZM259 211V210H258ZM173 212V211H172ZM100 213V214H99ZM116 213H112L111 212V215L113 214V215H115ZM196 213H194L193 212V215H196ZM214 213H212V215H215ZM77 214H74V216L75 215H77ZM104 214V213H103ZM173 214V213H172ZM252 214V213H251ZM88 215V217L86 218V216ZM107 215H103V216H107ZM113 215H112V217H113ZM124 215H123V217H124ZM133 215V216H134ZM139 215V214H138ZM137 215V216H138ZM175 215V216H176ZM193 215H191V216H193ZM202 215V214H201ZM219 215H216V216H219ZM233 215V214H232ZM102 216V215H101ZM100 216V217H101ZM107 216V217H108ZM128 216H126V217H128ZM140 216H138L137 218H139ZM176 216V217H177ZM190 216V217H191ZM244 216V215H243ZM112 217H110L111 218V222L109 221V223H112V221H113V219L114 218H112ZM116 217H118V216H115V220H114V222H117V221H119V223H120V220H121V218H120V220L118 219H116ZM211 217V216H210ZM213 217V219L215 218V220L218 218H216L215 216H212ZM231 217V216H230ZM1 218V217H0ZM52 218V217H51ZM75 219H76V217H74ZM87 220H86V219ZM90 218V220H91V223H92V219ZM97 218V216L95 217V219ZM144 218V217H143ZM198 218V217H197ZM202 218H203V215H202ZM206 218V217H205ZM228 218V217H227ZM253 218V217H252ZM99 219V218H98ZM140 219H142V218H140ZM140 219H139V221H140ZM184 219V218H183ZM212 219V218H211ZM2 220H3V218H2ZM2 220H1V223L0 224H2ZM6 220V219H5ZM84 220H85V222H87V223H85L84 222ZM143 220V219H142ZM205 220V219H204ZM204 220H203V222H204ZM207 220V219H206ZM209 220V219H208ZM98 221V220H97ZM103 221V220H102ZM240 221V220H239ZM80 222V223H79ZM126 222V221H125ZM124 222V223H125ZM143 222V221H142ZM142 222L140 221L139 223H140V226H139V224H136L137 225V227H138V230H140L141 229V227H142ZM145 222V221H144ZM191 222V221H190ZM209 222V221H208ZM212 222V221H211ZM215 222V221H214ZM246 222V221H245ZM59 223V222H58ZM58 223H57V225H58ZM62 223V222H61ZM73 223H74V221H73ZM118 223V222H117ZM123 222H121L120 224H122ZM123 223V224H124ZM186 223V225H187V222H185ZM205 223H207L206 221H205ZM213 223V222H212ZM238 223V222H237ZM236 223V224H237ZM250 223V222H249ZM70 224V223H69ZM84 224H87L86 226L84 225ZM94 223H92L91 225H93ZM98 224H99V222H98ZM97 224V225H98ZM123 224L121 225V226H123ZM127 223H125V225H126ZM142 224V225H141ZM181 224V223H180ZM190 224V223H189ZM187 225V226H190V225ZM193 224H196L195 226L197 227V224L198 225H202L201 224V222H198V223H193ZM192 224V225H193ZM244 224V223H243ZM246 224V223H245ZM251 224V223H250ZM31 225V224H30ZM95 225L96 224H94L93 225V227H95ZM101 226H103L104 228H105V226H107L108 227V223H107V225H102V224H100ZM110 225V224H109ZM124 225V226H125ZM132 225V224H131ZM131 225H128V228H129V230H128V228H127V226H125L126 228H127V230L125 231V232H127V234L128 233H130L131 232ZM182 225V224H181ZM183 225H184V223H183ZM242 225V224H241ZM55 226V225H54ZM64 226V225H63ZM74 226V225H73ZM80 227L79 226V228L78 227H76V228H74V227H71L72 228V232H71V228L69 229V225L67 226L68 227V229L70 230V231H68L66 228V226H65V228L64 227H62V229H63V233H64V230H67L68 232H71V234L72 233H74V231L76 232V234H80V235H78V238H83V236H81V235H84L85 236V238H81L79 241H78V243L75 241V239H74V241L77 243H75L76 245H73L75 248H77V249H73V247H72V245H71V242H70V247H72L71 248V250H70V247H69V252L70 251H72L73 250V252H74V256H70V257H68V256H66V257H68V259L66 258V260H65V257H64V260H63V258L62 259H58L57 261L56 260H52V261H56V263L55 264H58L59 262V264H63L65 261V263L64 264H71L73 261H75V259H76V261L75 262H73L74 264H123V263H125V262H127V261H125L124 262V255L125 254H123V253H125V252H123L122 253V251H124V249H122V248H124L123 247V245H121V243L119 242L120 240H121V242L122 241H127V240H130L131 239V237L129 236V234L126 236L125 235V233H124V228L125 227H119V228H122L121 230H122V232L124 233L123 235H125V236H123L122 235V232H121V230L120 229H118L119 230V232H121V235L125 238V239H123L122 240V236L120 235V233H118L117 231H116V229H117V227L118 226H120V225H116L115 223H113V224H111L110 226H112V227H116V228H113V232H114V235H110V234H113V232H111V230H109L111 233H109V231H108V229H110L111 227L109 226V228H107V231H105V232H108L109 233V236H111V237H109L110 239H109V241L107 240L108 239V234H107V236H106V233H105V238H102V239H100V236L101 237H104V236H102V235H100L99 233H96V237L95 238H92V237H94V233L97 231V230H99V232L102 234V232L100 231V230H102V231H104V228L103 227H101V226H97V227H101L100 229H95V230H93V227L91 228L92 229V231L94 232L93 233V236L92 235H88L89 234V232H88V230H90V229H84V227ZM88 226V227H87ZM130 226V227H129ZM133 226H134V224H133ZM200 226L198 227V229L200 228ZM236 227H238L237 225H235ZM239 226H240V223H239ZM27 227H29V226H27ZM30 227H32V226H30ZM57 227V229H59L60 231H62L60 228V226H56ZM60 227V228H59ZM186 227V226H185ZM194 227V226H193ZM196 227L193 229V230H196ZM245 227V226H244ZM25 228V227H24ZM50 228V227H49ZM75 230H74V229ZM106 228H105V230H106ZM133 228V227H132ZM202 228V227H201ZM201 228H200V230H201ZM246 228V227H245ZM245 228H244V230H245ZM9 229V228H8ZM57 229H56V231H57ZM76 229H78V231L76 230ZM81 231H80V230ZM134 229V228H133ZM183 229H184V227H183ZM182 229V230H183ZM189 229H190V231L193 233L192 235H190V237L191 236H196V237H198V234H199V230H196L195 232H197V231H199V232H197V233H195L193 230H191L192 229V227H189ZM207 229V228H206ZM238 229V228H237ZM241 229V228H240ZM240 229H239V231H240ZM247 229V228H246ZM2 230V229H1ZM74 230V231H73ZM8 231V230H7ZM55 231V233H57ZM60 231H59V233H60ZM130 231V232H129ZM134 231V230H133ZM145 231H146V229H145ZM184 231V230H183ZM190 231H188V232H186V229H185V233H189ZM2 232V231H1ZM25 232V231H24ZM67 232V233H68ZM77 232H79V233H77ZM81 232H87L88 234H87V236L85 235V233L83 234H81ZM98 232V231H97ZM116 232H117V235H116ZM136 232V231H135ZM138 232V231H137ZM144 232V231H143ZM184 232H183V234H184ZM233 232H234V230H233ZM242 233L244 232V231H241ZM241 232H239L238 233V235H239V237H240V239H241V241H243V243H245V241H244V239H243V234L241 233ZM12 233H14V232H12ZM134 233V232H133ZM196 235H195V234ZM201 233V232H200ZM15 234V233H14ZM14 234H12V236L14 235ZM51 234V233H50ZM65 234V233H64ZM100 236H99V235ZM16 235H17V233H16ZM16 235H14V236H16ZM56 235V234H55ZM58 236H64L63 234L61 235H59V234H57ZM68 235H70V233L68 234ZM99 236V238H98V236ZM104 235V234H103ZM119 235V236H118ZM185 235V234H184ZM200 235V234H199ZM11 236V235H10ZM57 236V237H58ZM65 236L67 237V234H65ZM92 236V237H91ZM114 236L116 237V236H118V237H116V239L118 240H116L115 238H114ZM128 236L130 237V239L128 238ZM69 237V236H68ZM106 237H107V239H106ZM194 238L193 237V239H196V241H198V242H201V240H200V238L202 239V237H200V238ZM226 237V236H225ZM235 237V236H234ZM11 238H13V237H11ZM15 238V237H14ZM13 238V239H14ZM54 238V237H53ZM59 238V237H58ZM61 238V237H60ZM64 239H66L65 237H63ZM62 238V239H63ZM128 238V239H127ZM192 238V237H191ZM212 238V237H211ZM230 238V237H229ZM1 239H2V237H1ZM62 239H61V241H62ZM111 239H112V241H111ZM115 239V240H114ZM187 239V238H186ZM199 239V240H198ZM203 240V239H202ZM215 240V239H214ZM64 241V243H66L67 241L66 240H63ZM62 241V242H63ZM17 242V241H16ZM55 242V241H54ZM129 242V241H128ZM186 242V241H185ZM195 242V241H194ZM194 242H192V243H194ZM196 243V245L197 244H199V243ZM59 243H61V242H59ZM118 243H119V246H118ZM202 243V242H201ZM32 244V243H31ZM58 244V243H57ZM122 244H124L125 245V242L123 243L122 242ZM126 244H127V242H126ZM132 244H133V242H132ZM131 244V245H132ZM188 244V243H187ZM207 244H208V242L206 243V246H207ZM221 244V243H220ZM224 244V243H223ZM193 245V244H192ZM195 245V249L194 250H196V252H197V249H196V247H198V245L196 246ZM14 246V245H13ZM29 246V245H28ZM53 246V245H52ZM57 246V245H56ZM66 245L65 244H62V246L60 247L59 246V253H62V251H63V249H64V252H65V250H66V252H68L67 250L68 249H66V248H64ZM69 246V244L67 245V247ZM120 246H122V248L120 247ZM205 246V245H204ZM226 246V245H225ZM119 247H120V250H119ZM147 247V246H146ZM189 247V246H188ZM187 247V248H188ZM208 247H210L209 246V244H208V246H207V248ZM19 248V247H18ZM62 250H61V249ZM201 248H203V247H201ZM25 250H26V248H25ZM24 250V251H25ZM31 250V249H30ZM226 250V249H225ZM23 251V250H22ZM191 251V250H190ZM20 252V251H19ZM66 252H65V254H66ZM199 252V251H198ZM205 252V251H204ZM227 252V251H226ZM229 252V251H228ZM55 253V252H54ZM59 253H56V254H58V255H60ZM72 253V252H71ZM71 253H68V254H71ZM192 253H194L195 254V251H193ZM218 253V252H217ZM24 254V253H23ZM22 254V255H23ZM182 254H183V252H182ZM188 256H189V254L188 253H186ZM193 254V255H194ZM196 255H198V254H196ZM196 255L195 256H192V254H191V257H189V258H187L186 256V258L184 259V260H186V259H189L188 261H185V263H187V262H189L191 259L193 260L194 258H198V256L196 257ZM206 255V254H205ZM248 255V254H247ZM57 256V255H56ZM127 256V255H126ZM125 256V257H126ZM202 257H203V255H201ZM16 257V256H15ZM75 257V259L74 260H72L73 258ZM202 257L200 258L201 259V261L200 262H202V260H203V262H202V264H206V262H207V258H204V259H202ZM219 257V256H218ZM30 258V257H29ZM50 258V257H49ZM53 258H55V257H53ZM58 258V257H57ZM69 258H70V262H68L67 260H69ZM191 258V259H190ZM222 258V257H221ZM15 259V258H14ZM130 259V258H129ZM199 259V260H200ZM225 259V258H224ZM227 259H230L229 257H227ZM21 260V259H20ZM28 260V259H27ZM60 260V261H59ZM72 260V261H71ZM182 260V259H181ZM184 260H183V262H184ZM216 259H214V261H215ZM220 260V261H219ZM223 260V259H222ZM226 260V259H225ZM245 260V259H244ZM11 261V260H10ZM49 261V260H48ZM180 261V260H179ZM217 261V260H216ZM8 262V261H7ZM30 262V261H29ZM171 262V264L172 263H174V262H172V261H170ZM190 262H192V261H190ZM189 262V263H190ZM197 262V261H196ZM218 262H221V263H223V264H231V261H229V260H227L226 262H224V261H221V259H219L218 258ZM233 262V261H232ZM24 263V262H23ZM48 263V262H47ZM72 263V264H73ZM184 263V264H185ZM29 264V263H28ZM131 264V263H130ZM169 264V263H168ZM190 264H194V262L193 263H190ZM199 264V263H198ZM256 264V263H255Z\"/></svg>",
    "mask_w": 264,
    "mask_h": 264
}]
</instances>
